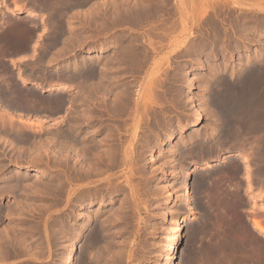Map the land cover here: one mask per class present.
I'll return each mask as SVG.
<instances>
[{
  "label": "rangeland",
  "instance_id": "obj_1",
  "mask_svg": "<svg viewBox=\"0 0 264 264\" xmlns=\"http://www.w3.org/2000/svg\"><path fill=\"white\" fill-rule=\"evenodd\" d=\"M5 1L6 2V5H1L2 4H5ZM87 0V2L81 6H76V7H73L72 9L69 10L68 12V15L70 16L71 15H74L73 17L70 18V20L72 21V24L75 25V26H72L71 28L73 30H75V32L73 33H69L67 31L64 32V34L61 35V38H60V42L58 43L56 41L55 44H52L50 43V40L53 41L52 39H54L55 36L54 35V31L52 29H50V27L44 25L43 27V23L45 24L44 21L45 18H43L42 16H38V17H35L32 19V21L30 22L31 18L29 17H26L24 16V14H18V15H12L10 14L7 9H9L10 7H13L14 5V0H0V16H4V14L6 15H9L7 17V19H9L8 21H10V23H16L17 24V21H23L24 24H27V25H24L23 24V27L21 26V29L23 28V31L29 32L31 38L28 37V35H24L26 37V41L24 38L26 43L24 42H20V40H18L19 38L16 37V35L13 36V33H10L12 34V37L10 36V33H6V34H9L7 36H10L12 38V41L14 43L13 46L16 50V52H13V53H8V54H4V53H0V61L3 63V62H6V63H3L6 67H9L7 69H9V75H10V79L13 80L15 79L16 82H20L21 80L20 79H16V78H19V73L23 75H27L29 78L31 79H35V81H39L40 85H47L49 83L55 85L58 81H60V78L63 77V76H66V74H72L73 72V75H75L77 72V74H81L83 73V70L87 71L90 69V66L92 68V66L96 65V66H101L104 65V68L106 66L107 67H110L109 69H106L107 72H108V76L105 80H103V83L102 85H106L103 86L105 87L106 89H108V91L106 92V89H104L103 91H99L97 85H96V80L97 79H87V80H84V82H82L83 80L80 78V75H76L77 79L75 78L74 81L70 80V83L73 85L72 88L70 90H65V92H62L61 94L59 92H55V91H42L40 89V87H37V86H34V85H31L30 83H23V82H20L19 84H16V82L13 80V82H15V84L19 87V88H23V86H25L23 89L25 91H34L35 94H37L39 96V100H38V96H37V101H36V105L39 106V107H36L37 109L35 110V112L33 114H30V112L27 111V113H22L19 111V114L22 115L21 116H18L17 113L15 112L14 116L16 118H22V119H27L29 121H32V122H36V123H39V125H32L31 126H28L26 127L25 124H21L20 123V129L19 132L18 129L17 131L21 134H23V137L27 136V138L29 137L28 139H26L24 142L23 141H19L18 143L16 141H14V143L12 144L13 147H15L17 144V147L16 150L14 148L11 149V146H9V144L6 145V143L3 142V140H0V185L4 182L5 178L7 176L9 177H17L16 180H18V185H19V188L18 190L15 189L14 190V195L15 196L12 198L11 202H14L17 200L19 201L18 203L19 204V209L18 211L21 212L20 214H22V216H20L22 218V220H25L27 221L26 223L29 224V228L30 230L28 231L29 232V235L26 237V245L28 246L29 248V251L28 252H21V253H15L14 255H11V256H7V257H1L0 258V264H27V262L29 261L30 263H34V264H44L46 263L47 261H49V258H47V252H44V253H38V247H40L41 249H46L47 245H50V244H53V243H62V245L66 248L65 251L63 253H57L56 256H54V261L57 260V263L58 264H63L65 263V254H68V249H70L71 247L73 248V252L75 253V255L77 254L78 255V251H79V246H80V241L76 238H68L66 235H62L60 234L59 232L63 230V226L65 224L66 221H70V220H73V219H76V223L78 224V221L81 222L80 218L82 217V215H85L88 217L90 216L94 211L96 210H99L100 208H103L104 211L106 210H109L107 211V214L108 213H111V209L115 210V208L117 209L118 208V205L120 202L119 200H125L123 202L124 204V207L128 205V208L125 207L124 209H129L128 212L124 211L123 210V213H127L129 215V213L133 216L130 215V218H128L127 221L126 220V226H125V233L126 235L128 236L127 239L132 235L131 233H133V235L130 237L133 239L134 237V233L136 232L137 236L136 238L134 239V241L132 243H134V246H136L139 250H144L147 251L150 250V251H147L146 252V258L144 259V261H131L130 264H161L163 259H164V251H165V248H166V245H168V243L171 241L170 239L173 236V232H172V229L171 228H175L177 226V224L179 223H182V220L184 218V216L187 215L188 213V210L187 209H184V206L182 207L180 204H178V206L176 207L175 205L171 206V204H169V200L170 198H172L173 196H179L180 194H182V189H181V179H182V171L179 169L178 171L176 170V175L175 177L171 176L172 173L171 171L173 170L172 167H171V164H170V159L172 158V149L174 147V144H178L179 141H176L178 140V137H179V134L182 133L183 136H185L186 138H188V136L190 135V133H192L193 131H205L208 129V125L210 122H212L211 120V117L209 116V114L207 113V111L202 112L203 114V118L198 120L195 125L193 124H190V120L195 117L196 113H197V110L195 111L194 110V104L192 105L191 103H193L194 101L191 100L192 99V96L194 95V97H197L199 98L201 96V87L200 85L204 82V81H208V80H211L212 78L215 79L216 78H221L222 80H224V82L222 80H220L222 83L219 87V85H215L214 81H208L209 83V87L211 86V88H209L210 92H212V94H219L221 92H224L223 89L225 87V83L228 81V82H231L234 78H236L235 82H240L241 84V81L244 80V75L243 73L247 72L246 70H249L250 69V66H248V64H244L245 61H246V58L249 56V57H252L253 56V53H254V50L256 49L255 47H257L256 45L258 44L259 46H263L264 47V35L260 36L259 35V31L261 29H264V7H262L264 5V2H255L254 0H238V3L240 6H236L235 4L231 3L230 1H227V0H212L210 1L209 3V9L207 11V14H205L202 18H199L197 21V24H195L193 21V23L191 22L190 18L188 21L186 22H183L182 23V20L180 21L179 18V15H173V16H169L168 14L164 13L163 11L161 12L160 11V14H158V16L156 17H150L148 19H145V23L144 21L139 24L138 26L137 25H127V27L129 28H126L124 29L125 27L124 26H117L115 27L114 29H102V30H98L97 26L99 22H97L94 18V20L92 21L89 17V19H87L85 16H83L84 12L85 11H88L89 8H91L92 4L93 3H96V2H100V1H104V0ZM227 1V2H226ZM237 1V0H236ZM240 1V2H239ZM20 3L24 2V6L27 8L28 5L27 3L29 4V7L32 8V6H30V2L29 0H20L19 1ZM212 2V3H211ZM222 2V3H221ZM88 3V4H87ZM90 3V4H89ZM217 3V4H216ZM230 3V4H229ZM87 4V5H86ZM233 4V5H232ZM263 4V5H261ZM27 5V6H26ZM228 5V6H227ZM232 5V6H230ZM260 5V6H259ZM5 7V10H4V7ZM91 6V7H89ZM213 6V8L211 7ZM245 6V7H244ZM28 7V8H29ZM243 7V8H241ZM262 7V8H261ZM84 8V9H83ZM217 8V9H216ZM238 8V9H236ZM78 10L81 12V14H75L76 12H78ZM91 10V9H90ZM75 11V13H74ZM209 12V13H208ZM246 12V13H244ZM74 13V14H72ZM163 13V14H162ZM194 13V10L191 11V14ZM212 15H211V14ZM216 13V15H215ZM244 13V14H243ZM162 14V15H161ZM164 15V16H163ZM194 15V14H193ZM207 15V16H206ZM213 15H214V18H213ZM79 16V17H78ZM85 19H83L82 18ZM160 16V17H159ZM167 16V17H166ZM169 16V17H168ZM240 16V17H239ZM248 16V17H247ZM252 16V17H251ZM5 17V18H6ZM17 17V18H16ZM20 17V18H19ZM81 17V18H80ZM157 17H159L157 19ZM163 17V18H162ZM179 17V18H178ZM196 17V16H195ZM242 17V18H241ZM246 17V18H245ZM22 18V19H21ZM42 18V19H41ZM66 18V17H65ZM156 18V20H154ZM165 18V20H164ZM170 18V19H169ZM174 18V19H173ZM177 18V19H176ZM197 18V17H196ZM209 18V19H208ZM212 18L214 19L212 21ZM245 18V19H244ZM254 18V19H253ZM28 19V20H27ZM44 19V21H43ZM83 21H82V20ZM164 21H163V20ZM169 21H168V20ZM218 19V21H217ZM244 19V20H243ZM246 19H248L246 21ZM251 19V20H250ZM151 20H153V22L156 24L157 21L159 23H157L156 25L159 26V24H161V28L160 26L157 27ZM160 20V21H159ZM222 20V21H221ZM230 20V21H229ZM234 20V21H233ZM243 20V21H241ZM14 21V22H13ZM28 21V22H27ZM173 21V22H172ZM175 21V22H174ZM195 21V22H196ZM215 21V23H214ZM236 21V22H235ZM254 21V22H253ZM18 22V23H19ZM92 22V23H90ZM148 22V23H147ZM191 22V23H190ZM202 22V23H201ZM230 22V23H229ZM244 22V23H243ZM262 22V23H261ZM86 23V25H85ZM96 23V24H95ZM172 23V25H171ZM174 23V24H173ZM181 23V25H180ZM200 23V24H199ZM205 23V24H204ZM234 23V24H233ZM254 23V24H252ZM257 23V24H256ZM261 23V24H260ZM15 24V25H16ZM29 24L31 25H36V28L32 30V28L34 27H30ZM77 24V25H76ZM82 26H81V25ZM89 24V25H88ZM95 24V25H94ZM166 24V25H165ZM199 24V25H198ZM204 24V25H203ZM228 24V25H227ZM13 25V26H15ZM141 25V27H140ZM178 25V26H177ZM186 25V26H185ZM213 25V26H212ZM221 25V26H220ZM254 25V26H252ZM25 26V27H24ZM134 26V27H133ZM144 28H143V27ZM151 26H155L154 28L151 27ZM163 26V27H162ZM185 28V31L184 30H181V29H184ZM196 26V27H195ZM43 27V28H42ZM136 27V28H135ZM151 27V28H150ZM165 27V28H164ZM168 27V29H167ZM173 27V28H172ZM253 27V28H252ZM26 28V29H25ZM29 28V31L28 29ZM42 28V29H41ZM139 28V29H138ZM170 28V29H169ZM198 28V29H197ZM227 28V30H226ZM1 29V27H0ZM49 30V32H47ZM96 31H95V30ZM124 29V30H123ZM129 29V30H128ZM132 29V30H131ZM148 32H146L145 30ZM155 29V31H154ZM234 29V30H233ZM238 29V30H237ZM43 30V31H41ZM160 30V31H159ZM203 30V31H202ZM206 30V31H205ZM217 30V31H216ZM231 30V31H230ZM78 31V32H77ZM123 31V32H122ZM127 31V34L125 33ZM154 31V32H153ZM158 31V32H157ZM163 31V32H162ZM165 31V32H164ZM168 31V32H167ZM182 31V32H181ZM1 32V31H0ZM38 32V33H37ZM40 32V33H39ZM54 32V33H52ZM81 32V33H80ZM99 32V33H98ZM100 32H103V33H100ZM119 34H118V33ZM162 32V33H161ZM172 32V33H170ZM190 32V33H189ZM223 32V33H222ZM34 33V34H32ZM48 33V34H47ZM77 33V34H76ZM116 33V34H115ZM125 33V37L124 34ZM140 33V34H139ZM144 33V35H143ZM150 33V35H149ZM154 33V36L155 37H152ZM169 33V34H168ZM186 33V34H184ZM199 33V34H198ZM201 33V34H200ZM204 33V34H203ZM215 33V34H214ZM219 33V34H218ZM5 34V33H4ZM51 34V35H50ZM112 34V35H111ZM133 35L132 37L129 35ZM148 34V35H147ZM167 36H165V35ZM190 34V35H189ZM222 34V35H221ZM230 34V35H229ZM236 34V35H235ZM71 35V37H70ZM122 35V36H121ZM143 37H142V36ZM159 35V36H158ZM161 35V36H160ZM192 35V36H191ZM201 35V36H200ZM233 35V37H232ZM239 35V36H238ZM259 35V36H258ZM51 36V37H50ZM80 36V37H79ZM128 36V37H127ZM135 36L137 38H139V40H141V44L143 43L142 41H146L144 42L145 44H142V48H146L144 53H147L148 55H150V59L149 61L150 62H156L155 60H157V62H161V64L158 66L160 68H158V73L156 74V76L158 77L157 79L155 77H152L149 74L150 71H155L157 70V66H154L153 63H151V65H153L152 67L150 66V68L152 69H148L146 72L145 71H141V72H137L138 74H136V71L133 70V67L128 68V70H120L121 68L117 69V67L119 66L118 64L120 63H111V59H110V56H113L115 53H118V50L121 49V41L122 39L120 37H123V38H126L127 40L129 39H133L135 38ZM150 36V37H149ZM163 36V37H162ZM188 36V37H187ZM214 36V37H212ZM217 36V37H216ZM229 36V37H228ZM17 38V40H15V38ZM49 37V38H48ZM68 39L67 43H66V38ZM116 37V38H115ZM162 37V38H161ZM167 39H166V38ZM204 37V38H203ZM221 37V38H220ZM228 37V38H227ZM237 37V38H236ZM246 37V39H245ZM14 38V39H13ZM71 38V40H69ZM86 38V40H85ZM142 38V39H141ZM181 38V39H180ZM32 41H31V40ZM64 39V40H63ZM76 39H79V40H76ZM116 39V40H115ZM121 39V40H120ZM144 39V40H143ZM154 41H152V40ZM158 39V40H157ZM161 39V40H160ZM166 39V40H165ZM236 39V40H235ZM48 40V41H47ZM76 42V43H74ZM85 40V41H84ZM118 40V41H117ZM148 40V41H147ZM173 40H177L176 42H174ZM234 40V41H233ZM17 41V42H16ZM35 41V42H34ZM64 41V42H63ZM81 41V42H79ZM107 41V42H106ZM120 41V45L117 43ZM160 41V42H158ZM173 41V42H172ZM210 41V42H209ZM257 41V42H256ZM28 42V43H27ZM71 42V44H70ZM170 42V43H169ZM172 42V43H171ZM179 42V43H178ZM185 42V43H184ZM196 42V43H195ZM222 42V43H221ZM229 42V43H228ZM19 45H18V44ZM22 45H21V44ZM24 43V44H23ZM45 43V44H44ZM48 43V44H46ZM81 43V44H80ZM117 43V44H116ZM153 43V44H152ZM161 43V44H160ZM182 43V44H181ZM229 46H228V44ZM261 45H260V44ZM44 44V45H43ZM100 44H106L107 46V50L104 51V53L100 52L99 51V45ZM35 45V46H34ZM53 45V46H52ZM65 47H63V46ZM118 45V46H116ZM145 45V46H144ZM160 47H159V46ZM169 45V46H168ZM17 46V47H16ZM22 46V47H21ZM25 46V47H24ZM28 46V48H27ZM49 46V47H48ZM148 46V47H146ZM156 46V47H155ZM174 46V47H173ZM191 46V47H190ZM193 46V47H192ZM220 46V47H219ZM46 47V48H45ZM67 47V49H65ZM110 47V48H108ZM118 47V48H117ZM43 48V49H42ZM48 48V49H47ZM60 48V49H59ZM63 48V50H62ZM69 48V49H68ZM117 51H115V49ZM120 48V49H119ZM150 48V49H149ZM209 48V49H208ZM65 49V50H64ZM113 49V51H112ZM143 49V50H144ZM187 49V50H186ZM211 49V50H210ZM43 50V51H42ZM48 52H47V51ZM215 50V51H214ZM54 51V52H53ZM59 51V52H58ZM61 51V52H60ZM63 51V52H62ZM67 51V52H65ZM112 51V52H111ZM186 51V52H185ZM188 51V52H187ZM210 51V52H209ZM213 51V52H212ZM232 51V52H231ZM41 52V53H40ZM53 52V53H52ZM114 52V53H113ZM151 52V53H150ZM208 54H207V53ZM40 53V54H39ZM58 53V55H57ZM111 53L113 55H111ZM153 53V54H152ZM54 54V55H53ZM100 56H99V55ZM103 54V55H102ZM107 54V55H106ZM109 54V55H108ZM152 54V55H151ZM205 54V55H204ZM210 54V55H209ZM171 55V56H170ZM51 56H52V59H51ZM54 56V57H53ZM100 58H99V57ZM106 58H103L105 57ZM177 56V57H176ZM83 57V58H82ZM85 57V58H84ZM5 61H2V59ZM55 58V59H54ZM152 58V59H151ZM167 58V59H166ZM172 58V59H171ZM199 60H198V59ZM43 59V60H42ZM83 59V60H82ZM97 59V60H96ZM99 59V61H98ZM174 59V60H173ZM201 59V60H200ZM51 60V61H49ZM167 60V61H165ZM169 60V61H168ZM239 60V61H238ZM75 63H73V62ZM82 61H85L87 63H85L83 66L81 67H78L77 68V64H79L80 62ZM95 61V62H94ZM104 63H102V62ZM107 61V62H106ZM72 62V64H71ZM93 62V63H92ZM99 64H98V63ZM106 62V63H105ZM165 62V63H164ZM172 62V63H171ZM200 62V64H199ZM203 62V64L201 63ZM205 62V63H204ZM207 62V63H206ZM254 63H257L259 61H253ZM260 62H264V58L260 61ZM259 62V63H260ZM96 63V64H95ZM109 63V64H108ZM94 64V65H93ZM108 64V65H107ZM117 64V66L115 65ZM163 64V65H162ZM264 64V63H263ZM111 65V66H110ZM115 65V67H114ZM204 65V66H203ZM211 65V66H210ZM86 66V67H85ZM89 66V67H88ZM113 66V68H112ZM121 66V64H120ZM198 66H201L203 67L202 69H200L199 72H201V76L199 77V81L197 82L198 84H196L195 88H193L191 90L190 86H188L187 82H186V76L188 75H191L193 72H194V69L197 68ZM208 66V67H207ZM33 67V68H32ZM42 67V68H41ZM66 67V68H65ZM84 67V68H83ZM123 67V65H122ZM155 67V68H154ZM168 67V68H167ZM213 67V68H212ZM243 67V68H242ZM31 68V69H30ZM38 68V69H37ZM116 68V69H115ZM163 68V69H162ZM223 68V69H222ZM246 68V69H245ZM249 68V69H248ZM23 69V70H21ZM27 69V70H26ZM83 69V70H82ZM160 69V70H159ZM180 69V70H179ZM210 69V70H208ZM12 72H11V71ZM30 70V71H29ZM82 70V71H81ZM112 70V71H110ZM116 70V71H114ZM120 72H118V71ZM133 70V72L131 71ZM167 72H165V71ZM163 71V72H162ZM173 71V72H172ZM243 71V72H242ZM18 72V74H17ZM29 72V73H28ZM62 72V74H61ZM65 72V74H64ZM68 72V73H66ZM70 72V73H69ZM81 72V73H80ZM119 74L120 77L118 76V78L116 77V75L114 76L113 74ZM128 72V73H127ZM130 72V73H129ZM135 72V73H134ZM170 72V73H169ZM176 72V74H175ZM180 72V73H179ZM232 72V74H230ZM15 73V74H14ZM36 73V74H35ZM42 73V74H41ZM53 73V74H52ZM56 73H58L56 75ZM75 73V74H74ZM166 73V75H165ZM223 73V74H222ZM243 74V78H242V74ZM29 74V75H28ZM33 74V75H32ZM39 76H38V75ZM110 74V75H109ZM126 74V75H125ZM136 74V75H135ZM147 74V75H146ZM163 74V75H162ZM181 74V75H180ZM220 74L222 75L220 77ZM37 75V76H36ZM44 75V76H43ZM47 75V76H46ZM122 75V76H121ZM129 75V76H127ZM138 75V76H137ZM175 75V76H174ZM13 78H12V77ZM15 76V78H14ZM52 76V78H51ZM59 77V80L58 77ZM79 76V77H78ZM109 76L111 78H109ZM137 76V77H136ZM162 76V77H160ZM166 78H165V77ZM169 76V78H168ZM171 76V77H170ZM181 76V77H180ZM229 76H231V78H229ZM41 77V78H40ZM57 77V78H56ZM113 77V78H112ZM132 77V78H131ZM134 77V78H133ZM138 77H140L138 79ZM202 77V78H201ZM39 78V79H38ZM46 78V80H45ZM56 78V79H55ZM81 80H79V79ZM110 80H109V79ZM116 78V79H114ZM150 78H151V81L153 82V87L155 88V90H153L154 88H151V85L152 82L150 81ZM160 78V79H159ZM162 78V80H161ZM174 78V79H173ZM229 78V79H228ZM242 78V79H241ZM49 79V80H48ZM52 81H51V80ZM155 79V80H154ZM180 79V80H179ZM183 79V80H182ZM226 79V80H225ZM232 79V80H231ZM54 80V81H53ZM81 81L79 83V81ZM110 82H109V81ZM113 80V81H111ZM124 80V81H123ZM133 80V81H132ZM162 82H161V81ZM42 81V82H41ZM44 81V82H43ZM46 81V83H45ZM123 81V82H122ZM132 81V82H131ZM147 81V82H146ZM156 81V82H155ZM166 81V83H165ZM179 81V82H178ZM220 81L218 82V84L220 83ZM73 82V83H72ZM95 82V83H94ZM108 82H109V85H108ZM113 82V83H112ZM128 82L131 84H128ZM137 84H136V83ZM140 82V83H139ZM148 82L150 84H148ZM201 82V83H199ZM107 83V84H106ZM160 83V84H159ZM177 83V84H176ZM113 84H115L113 86ZM145 84L147 87L150 86V88L146 89L145 87ZM224 86H223V85ZM117 85V86H116ZM126 85V86H125ZM129 85V86H128ZM133 85V86H132ZM144 85V86H143ZM167 85V86H166ZM170 85V86H169ZM217 86V89H215ZM109 86V87H108ZM111 86V87H110ZM124 86V87H123ZM165 86V87H164ZM182 86V87H181ZM198 86V87H197ZM214 86V87H213ZM223 88H222V87ZM36 87V88H35ZM81 87H84V88H81ZM89 87V88H87ZM145 89H144V88ZM169 87H171L169 89ZM173 87V88H172ZM26 88V89H25ZM30 90H28V89ZM88 90H87V89ZM94 90H93V89ZM111 88V89H110ZM121 90H120V89ZM126 91H125V89ZM128 88V90H127ZM132 88V89H131ZM213 88V90H212ZM32 89V90H31ZM90 89V90H89ZM98 89V90H97ZM131 89V90H130ZM136 89V90H135ZM138 89H140L141 91L138 92ZM83 90V91H82ZM114 90V92L112 93V91ZM116 90V91H115ZM123 90V91H122ZM129 90L132 92L129 93ZM149 93L144 94V92ZM162 90V91H161ZM167 90V91H166ZM225 90V89H224ZM80 91V92H79ZM85 91V93H84ZM87 91V92H86ZM120 91V94H117L119 93ZM136 91V92H134ZM153 92L150 94V92ZM166 91V92H165ZM177 91V92H176ZM215 91V92H213ZM218 91V92H216ZM83 92V93H82ZM103 92H106L103 94ZM111 92V93H110ZM116 92V94H115ZM124 92L127 93V95L131 96L133 95L132 97H129V98H133V99H130L129 100V108L127 109V111H125L124 113L123 112H120L118 109H117V103L119 102L118 99H121L120 97H124ZM172 92V94H171ZM181 92V93H180ZM57 96H56V94ZM80 93V94H79ZM108 93V94H107ZM123 93V94H122ZM160 93V94H159ZM166 93V94H165ZM175 93V94H174ZM184 93V94H183ZM187 93V94H186ZM195 93V94H194ZM82 94V95H81ZM158 94V95H156ZM54 95V96H53ZM59 95H62L63 97L62 98H65L66 102L64 101V104H62V108H58L59 106H52V104L50 103H44L45 101L43 100L46 96L47 98H52L53 96V99L56 98V97H59ZM104 95V96H103ZM112 95V96H111ZM113 95H115V97L113 98ZM120 95V96H118ZM145 97H144V96ZM148 95V96H147ZM154 95V96H153ZM181 95V96H180ZM50 96V97H49ZM56 96V97H55ZM139 96V97H138ZM176 96V97H175ZM199 96V97H198ZM41 97V99H40ZM61 97V96H60ZM104 97V98H103ZM148 97L150 99V102L148 101ZM153 97V99H152ZM168 97V98H167ZM175 97V98H174ZM186 97V98H185ZM82 98V100H81ZM114 100H112V99ZM116 98L117 101H116ZM148 101V107L145 108V112L141 111L143 110V99ZM171 98V99H170ZM178 98V99H177ZM102 99V100H101ZM104 99V100H103ZM141 99V100H140ZM153 101H152V100ZM165 99V100H164ZM183 101H182V100ZM188 99V101H187ZM42 100V101H41ZM74 100V101H73ZM84 100V102H83ZM140 100V101H139ZM164 100V101H163ZM167 100V101H166ZM180 100V101H179ZM38 101H41L38 102ZM70 101V103H69ZM76 101V102H75ZM108 101V102H107ZM116 103H115V102ZM131 101V102H130ZM142 101V102H141ZM172 101V102H171ZM179 101V102H178ZM187 101V102H186ZM197 101V100H196ZM73 102V103H72ZM103 102V104H102ZM105 102V103H104ZM112 102V103H111ZM137 102H140L138 104L139 105V115L143 116V119L142 117L140 116V122L139 123L140 125L142 124L143 127H141L139 125L138 128L135 129V126L133 127V123L132 121L134 120H131V119H134L133 117H135V113L134 111L136 110V103ZM176 102V103H175ZM184 102V103H183ZM43 103V104H42ZM76 103V104H75ZM95 103V104H94ZM101 103V104H100ZM109 103V104H108ZM142 103V105H141ZM150 103H153L152 105ZM182 103V104H181ZM43 105L42 107H40V105ZM92 104V105H91ZM98 104V105H97ZM100 104V107H98ZM107 106H106V105ZM114 104V105H113ZM177 104V105H175ZM179 104V105H178ZM181 104V105H180ZM79 105V107H78ZM88 105V106H87ZM102 105V106H101ZM105 105V106H104ZM116 105V106H115ZM131 105V106H130ZM132 105H134L132 107ZM52 106V107H51ZM61 106V105H60ZM93 106V107H92ZM188 106V107H187ZM209 106H210V103H209ZM55 107V108H54ZM108 107V108H107ZM155 107V108H154ZM48 108V109H47ZM55 110H54V109ZM93 108V109H92ZM101 110H100V109ZM106 110H105V109ZM110 108H113L112 110ZM116 108V109H115ZM134 111H133V109ZM163 108V109H162ZM167 108V109H166ZM181 108V109H180ZM183 108V109H182ZM50 109V111H49ZM53 109V110H52ZM81 109V110H79ZM99 109V110H98ZM149 109V111H147ZM165 109V110H164ZM172 109V110H171ZM71 110H75V111H71ZM79 110V111H78ZM94 110V111H93ZM105 110V111H104ZM116 110V111H115ZM168 112H167V111ZM183 110V111H182ZM46 111V112H45ZM48 111V112H47ZM81 111V112H80ZM131 111V112H130ZM150 111H151V115L150 114ZM195 111V112H194ZM37 112V113H36ZM79 112V115H77ZM103 115H101V113ZM118 112V114H117ZM129 114H128V113ZM148 112V113H146ZM158 114H157V113ZM12 113V112H11ZM99 113V114H98ZM109 113V114H108ZM133 113V114H131ZM144 113H145V116H144ZM23 114H25V117ZM27 114V115H26ZM30 114V116H29ZM76 114V115H75ZM127 114V115H126ZM149 114V115H147ZM155 114V115H154ZM205 114V115H204ZM207 114V115H206ZM67 115V117H66ZM72 115V116H71ZM82 115V116H81ZM137 115V114H136ZM162 115V116H161ZM29 116V117H28ZM35 118H34V117ZM97 116V117H96ZM102 116V117H101ZM123 116V117H122ZM147 116V117H146ZM72 117V118H71ZM90 117V118H89ZM121 117V118H120ZM131 117V119H130ZM138 117V116H136ZM149 117V118H148ZM89 118V119H88ZM97 118V119H96ZM75 119H78L77 121ZM94 119V122L92 123V121L90 122V120H93ZM119 119V120H118ZM129 119V120H128ZM63 120V121H62ZM71 120V121H69ZM99 120V121H98ZM102 120V121H101ZM107 120V121H106ZM131 120V121H130ZM159 120V121H158ZM68 121V122H67ZM76 121V122H75ZM98 121V122H97ZM144 121V122H143ZM152 121V122H151ZM165 121V122H164ZM76 123V124H73V123ZM87 122V124L85 123ZM105 124H104V123ZM147 122V123H146ZM151 122V123H150ZM154 122V123H153ZM169 122V123H168ZM172 122V123H171ZM18 123V122H17ZM17 123L15 122V127H17ZM83 123V124H82ZM103 123L104 125H106L104 128H97L99 124ZM111 123H114L111 124ZM128 123H132V124H128V126H125L127 125ZM160 123V124H159ZM208 125H207V124ZM19 124V123H18ZM41 124V125H40ZM68 124V125H66ZM122 124V125H121ZM56 125V126H55ZM77 125V126H76ZM108 125V126H107ZM116 125V126H115ZM22 126V127H21ZM40 126V127H39ZM59 126V127H58ZM68 126V127H67ZM71 126V127H70ZM114 126V127H113ZM122 126V127H120ZM151 126V127H149ZM159 126V127H158ZM30 127V128H29ZM108 127V128H107ZM111 129H110V128ZM120 127V128H119ZM126 129H124V128ZM132 127L135 129H132ZM155 127V128H154ZM57 128V129H56ZM113 128V129H112ZM116 128V130L114 129ZM142 128V129H141ZM22 129H23V133H22ZM50 129V130H49ZM55 129V130H54ZM66 129V130H65ZM72 129L73 130V133L76 135V139H77V143H70L71 144V151L69 153L70 157L68 159L69 161V165H66L65 163L63 165H61L63 163V160H60L61 158L64 159V157L66 156L62 151L59 152L58 154V148H60V145H62V143L64 142V140H58V139H55L54 141H52V138H54L53 135H50V132H57L58 134L59 133H62V131L64 132L67 131V130H70ZM79 129V130H78ZM124 129V130H123ZM139 131H138V130ZM149 129V130H148ZM151 129V130H150ZM29 130V131H28ZM48 130V131H47ZM115 130V131H113ZM121 130V131H120ZM78 131V132H77ZM120 134H118L117 132ZM120 131V132H119ZM123 131V132H122ZM149 131V132H147ZM152 131V132H151ZM157 133H156V132ZM29 133V134H24V133ZM77 132V133H76ZM112 132V133H111ZM116 132V134L114 133ZM130 132V133H129ZM136 132V133H135ZM39 133V134H38ZM43 133V134H42ZM111 133V134H110ZM138 133V134H137ZM146 133V134H145ZM153 133V134H152ZM1 134V133H0ZM128 134V135H127ZM132 134H133V138H132ZM135 134V135H134ZM157 136H156V135ZM3 134L0 135V137H2ZM6 135V134H5ZM3 135L5 139H9V135ZM33 135V136H32ZM38 135V136H37ZM110 135V136H109ZM116 135V136H115ZM119 135V136H118ZM123 135V136H122ZM126 135V137H125ZM112 136V137H111ZM123 138H122V137ZM147 136V137H146ZM8 137V138H7ZM40 137L42 139H40ZM56 137V136H55ZM103 137V138H102ZM107 137V138H106ZM110 137V138H109ZM115 137V139H114ZM120 137V138H119ZM156 137V139H155ZM3 138V137H2ZM35 138L37 140H35ZM58 138V137H56ZM82 138V139H81ZM91 138L93 139L91 141ZM101 138V139H100ZM130 138V139H129ZM135 138V139H134ZM32 139V140H31ZM44 139V140H43ZM81 139V140H80ZM99 139V140H98ZM104 139V140H103ZM106 139V140H105ZM122 139V140H121ZM146 139V140H145ZM34 140V141H33ZM46 140V142H45ZM51 140V141H50ZM102 140V141H101ZM118 140V141H117ZM133 140V141H132ZM141 140V141H140ZM18 141V140H17ZM27 141L29 142L27 144ZM32 141V142H31ZM35 145H33L35 142ZM44 143H42V142ZM50 141V144L49 142ZM63 141V142H62ZM89 141V142H88ZM106 141V142H105ZM117 141V142H116ZM122 141V142H121ZM139 141V142H138ZM147 141V142H146ZM156 141V142H155ZM2 142V143H1ZM40 142V143H39ZM52 142V143H51ZM53 142H55L53 144ZM80 142V143H79ZM92 142V143H91ZM96 143V147L98 148V150H102V151H99V153L103 152L102 154L103 155V159L106 160L107 158L106 157H110L111 156V153L113 154V151L117 148L119 150V154L125 156L126 153L128 154V151H132L129 153L131 154L132 153V156L134 158H132L134 161L132 162L131 160V163H133V166L136 164L135 167H137V169H145L143 170L142 174H139L140 173V170L137 171L136 169V172L134 170V173L132 174V176L130 175V180H133L132 181V184L135 188L136 191H139L138 193L137 192H134L135 194H137V196L134 194V197L130 195V190L129 187L127 186V181L125 182V180L127 179L128 180V175H129V166H124L122 162V164L118 163V165L116 166H112L110 167L111 165V161L110 158L109 160L105 161L106 163L105 164H110L108 165V168L107 166H104L105 168H102L105 169L104 171H101L99 173V171H92L90 173H88V171H86L90 177L88 178V184H98L100 183L101 186L105 187V190L104 192H102L103 194L105 193L106 195H104L105 199L102 198L101 199V194H99L97 196V198L95 199V201L93 202H90L86 205L85 208H83V206L80 205V202H78V191L79 188V184H80V180L79 182H77V180L79 179L78 176H77V179L76 180H73L72 181V177L74 176H70L69 174V171H67L69 169V167H75V168H78L79 170H81V168L84 170L85 167L86 169H89L90 170V163L89 162H93V160H96V158H98L100 160L99 157H94V156H91L90 153L87 152V150H83L84 148L86 149L85 146L88 147V145H91ZM114 142V143H113ZM116 142V143H115ZM125 144H124V143ZM136 142V143H135ZM143 142V143H142ZM176 142V143H175ZM21 143V144H20ZM33 143V144H32ZM38 143V144H37ZM119 143V145H118ZM30 144V146H29ZM32 144V145H31ZM37 144V145H36ZM41 144H42V148H41ZM45 144V145H44ZM64 144V143H63ZM72 144H74L72 146ZM86 144V145H85ZM116 144V145H115ZM126 144H127V147H128V150L126 149ZM140 144V145H139ZM181 144V143H180ZM15 145V146H14ZM21 145V147H20ZM25 145V147L23 148V146ZM29 147H27V146ZM39 145V146H38ZM44 145V146H43ZM52 145V146H51ZM56 148H55V146ZM95 145V144H94ZM115 145V146H114ZM34 146V147H33ZM46 146V147H45ZM77 146V147H76ZM81 146V148H80ZM145 146V147H144ZM164 147V156H157V150H159L160 147ZM181 146V145H180ZM12 147V148H13ZM20 147V148H19ZM26 147L29 148L26 150ZM37 147L36 150H34L35 148ZM40 147V148H39ZM45 149H44V148ZM58 147V148H57ZM80 149H79V148ZM105 147V149L103 148ZM114 147H116L114 149ZM120 147V148H119ZM133 147V148H132ZM143 147V148H142ZM185 147V146H184ZM183 146L180 147V149H183L184 148ZM2 148V149H1ZM18 148V149H17ZM22 149V151H24V155L22 156H17L19 155V153H17V151L19 152L20 150ZM77 148V149H75ZM110 148V149H109ZM113 148V149H111ZM149 148V149H148ZM170 148V149H169ZM186 148V147H185ZM185 148L183 149L185 152ZM30 149H32L31 151L33 152V155H32V152L30 151ZM44 150V151H40V150ZM48 149V150H47ZM54 149V150H53ZM121 149V151H120ZM124 149V150H123ZM127 152H126V150ZM133 149V150H132ZM138 149V151H137ZM140 149V150H139ZM39 150V151H38ZM46 150V151H45ZM57 150V151H55ZM82 150V151H80ZM97 150V151H98ZM107 150V151H106ZM109 150V151H108ZM112 150V151H111ZM123 150V151H122ZM143 150V151H142ZM146 150V151H145ZM30 154L27 153V152ZM30 151V152H29ZM38 151V152H37ZM78 151V153H77ZM106 151V152H105ZM126 153H125V152ZM141 151V152H140ZM187 151V150H186ZM40 152V153H39ZM54 152L56 154H54ZM87 152V154H85ZM122 152L124 154H122ZM137 154H134L136 153ZM144 152V153H142ZM15 153V154H14ZM37 153V154H36ZM53 153V154H52ZM100 153V154H101ZM110 153V155H108ZM28 154V155H27ZM61 154V155H60ZM64 156H63V155ZM83 154H85V156H89L90 157H86L83 156ZM140 154V156L138 155ZM43 155V156H42ZM79 155V156H78ZM107 155V156H106ZM185 155V153H184ZM182 155V157L184 156ZM33 156V158H32ZM53 156V157H52ZM55 156V157H54ZM60 159H59V157ZM78 156V157H77ZM83 156V157H82ZM143 156V157H142ZM157 156V157H156ZM186 156V158H185ZM184 156V160L182 157L179 158V160H181L179 163H176V164H181V165H184L185 169L189 168L192 166V162H200L201 160H197V158L195 157H191V156H188L185 155ZM36 157V158H35ZM46 157V160L44 158ZM75 157V158H74ZM154 157V158H153ZM249 157H252L251 154H249ZM24 158V159H22ZM39 158V159H38ZM53 158V159H52ZM78 158V159H77ZM92 158V159H90ZM95 158V159H94ZM143 158V159H142ZM176 158H178V156L176 155ZM252 158H250L249 160V163L252 165L251 162H253ZM26 159V160H25ZM28 159V160H27ZM31 159V160H30ZM53 161H52V160ZM161 159V160H160ZM194 159V160H193ZM35 160V161H34ZM78 160V161H77ZM87 160V161H86ZM91 160V161H90ZM169 160V161H168ZM229 160H241V158H231L229 157L228 158V161ZM38 161V162H37ZM52 161V162H51ZM56 161V162H54ZM62 161V163L60 162ZM74 164H73V162ZM137 161V162H136ZM168 161V162H167ZM178 161V159L176 160ZM185 161V162H184ZM72 162V164H71ZM75 162H76V165H75ZM88 162V163H87ZM94 162H97L94 161ZM110 162V163H108ZM166 162V163H165ZM38 163V164H37ZM45 163V164H44ZM51 163V164H50ZM54 163V164H53ZM80 163V164H78ZM83 166H81L82 164ZM87 163V164H86ZM135 163V164H134ZM139 163V164H138ZM141 163V164H140ZM184 163V164H182ZM186 163V165H185ZM50 164V165H48ZM56 164V165H55ZM60 164V165H59ZM120 164V165H119ZM164 164V165H163ZM58 165V167H57ZM140 165V166H139ZM150 165V166H149ZM169 165V166H168ZM54 166V167H53ZM66 166V168H64ZM161 166V167H160ZM177 166V169L180 167V165H176ZM81 167V168H80ZM90 167V168H89ZM120 167V168H119ZM124 167V168H123ZM139 167V168H138ZM153 167V168H152ZM156 167V168H155ZM157 167L160 169H157ZM68 168V169H67ZM85 169V170H86ZM120 169V170H118ZM184 169V168H183ZM184 169V170H185ZM91 170H93L91 168ZM90 170V171H91ZM101 170V169H100ZM114 170V171H113ZM117 170L118 172L116 173ZM141 170V171H142ZM154 172H153V171ZM252 170V168H251ZM16 171V172H15ZM56 171V172H54ZM66 171V172H65ZM109 171L111 174L108 175V172ZM156 171V172H155ZM169 171V172H168ZM181 171V172H180ZM203 172L202 170H195V171H191L190 175H189V179H191V177L193 176V174H197L198 172L200 173ZM58 172V173H57ZM113 172V173H112ZM146 174H145V173ZM150 172V174L148 173ZM152 172V173H151ZM244 170L240 171L239 172V176L242 177L240 180H243V181H246V179H244V175H245V172ZM17 173V174H16ZM45 173V174H44ZM57 175H55V174ZM63 173V174H62ZM98 173V174H97ZM106 173V176L104 175ZM124 173V174H123ZM138 175H137V174ZM7 174V175H6ZM20 174V175H19ZM26 174V175H25ZM43 174V175H42ZM101 174V175H100ZM243 174V175H242ZM41 175V176H40ZM62 175V176H60ZM94 175V176H93ZM104 177H103V176ZM123 175V177L121 176ZM136 175V176H134ZM142 175V176H141ZM251 175H253V172L251 173ZM57 176V177H56ZM69 176V178L67 177ZM92 176V177H91ZM102 176V177H101ZM140 176V177H139ZM153 176V177H152ZM254 176V175H253ZM22 177V178H21ZM120 177V178H119ZM2 178V179H1ZM60 178V179H59ZM76 177H74L75 179ZM91 178L93 179L92 181ZM98 178V179H97ZM41 181H40V180ZM70 179V180H69ZM104 179V181H103ZM113 179V180H112ZM116 179V180H115ZM118 179V181H117ZM123 179V180H122ZM22 180V181H21ZM38 180V182H37ZM53 180V181H52ZM67 181L65 183V181ZM97 180V181H95ZM99 180V181H98ZM122 180V181H121ZM147 182H146V181ZM46 181V182H45ZM60 181V182H59ZM93 181L95 183H93ZM103 181V182H102ZM109 181V182H108ZM112 181V182H110ZM117 181V182H116ZM146 184H145V182ZM173 183H172V182ZM243 181L242 182V185L241 186H244L243 184ZM20 182V183H19ZM25 184H24V183ZM49 182V183H48ZM59 182V183H58ZM62 182V183H61ZM69 182L71 183L69 185ZM75 182V183H74ZM134 182V183H133ZM140 183V185L138 184V187L140 186L142 188V191L146 190V192H142L141 191V188L137 187V183ZM171 182V185L173 186L172 187V191L171 192H168V189L165 190L167 188V186H169L168 184ZM23 183V184H22ZM40 183V184H39ZM41 183H46V184H41ZM53 183V184H52ZM56 183V184H55ZM68 183V184H67ZM103 183V184H101ZM117 184L118 185H121V186H124L123 189H122V193L119 195V197H117L116 199V202L115 204H113L112 202H110L109 200L112 198V196L114 194H110L111 191L108 189L110 188L111 184ZM247 183V182H246ZM27 184V185H26ZM59 184V185H58ZM63 184V187H61ZM68 186H67V185ZM106 184V185H105ZM126 184V185H125ZM149 184V185H148ZM167 184V185H166ZM179 184V185H178ZM249 183H247V185H245L244 187L246 188V190H250L251 192L252 191H258V188H253V184H251L250 182V186L248 185ZM37 185H40V188H38ZM49 185V186H48ZM55 185V186H54ZM59 186V187H56ZM73 185V186H72ZM109 187H108V186ZM144 185H148L146 186L145 188L147 189H144ZM178 185V186H177ZM46 186V187H45ZM107 186V188H106ZM143 186V187H142ZM162 186V188H161ZM165 186V188H164ZM180 186V187H179ZM33 187V190H31ZM37 187V192L35 190V188ZM42 187V188H41ZM69 187V188H68ZM149 187V189H148ZM154 187V188H153ZM158 187V188H157ZM22 188V189H21ZM51 190H50V189ZM59 188V189H58ZM73 188L76 190H73ZM127 188V189H126ZM249 188V189H248ZM21 189V190H20ZM152 192H151V190ZM154 189H157V190H154ZM255 189V190H253ZM27 190V192H26ZM30 192H29V191ZM39 190V191H38ZM48 190V191H47ZM55 190V191H54ZM126 190V191H125ZM134 190V191H135ZM148 190V191H147ZM160 190V192H159ZM163 190V192H162ZM20 191H22L20 193ZM43 191V192H42ZM64 191V192H63ZM68 191V192H67ZM72 191V192H71ZM74 191V193H73ZM128 191V192H127ZM165 191V192H164ZM19 192V193H18ZM42 192V193H41ZM53 192V193H52ZM59 192V193H58ZM61 192V193H60ZM66 192V193H65ZM77 192V193H76ZM156 192V193H155ZM158 192L160 193V195H157ZM180 192V193H179ZM28 193V194H27ZM63 193V194H62ZM69 193V194H68ZM129 193V195H128ZM176 193V194H175ZM17 194V195H16ZM43 194V195H41ZM124 194L126 196H124ZM141 194V195H140ZM162 194V195H161ZM175 194V195H174ZM26 195V196H25ZM53 195V196H52ZM58 195V196H57ZM62 197H61V196ZM70 195V196H69ZM112 195V196H111ZM141 197H140V196ZM22 196V197H21ZM68 196V197H67ZM100 196V197H99ZM18 197V199H17ZM28 199H27V198ZM76 197V198H75ZM99 197V198H98ZM124 197V198H122ZM128 197V198H127ZM131 199H130V198ZM136 197V199L139 200L138 203H140V205H137V201L136 199H134ZM21 198V199H20ZM24 198V199H23ZM67 198V199H66ZM120 198V199H119ZM145 198H146V201H145ZM61 199V200H60ZM70 199V201L68 200ZM101 199V200H100ZM128 199V200H127ZM135 201H134V200ZM193 200V197L191 198ZM23 200V201H22ZM28 200V201H27ZM60 200V201H59ZM130 200V201H129ZM149 200V201H147ZM55 201V202H54ZM70 202V204H68V202ZM73 201V202H72ZM105 201V203H103ZM129 201V202H128ZM143 201V202H142ZM248 203L249 204H252V206H248L246 208H249L254 211L255 215L258 216V218L260 217V214L262 215L264 212L263 211H260L258 210L259 209V206H264V198H261L259 196V194L257 195H253L252 197H250L248 200ZM10 203V206H9V203ZM10 201H7L5 202V204L1 205L0 207L3 206V213L5 215V218L3 217V220L0 221V228L3 229V227L5 226H9V223L11 222L9 217L7 218L6 214L9 210V208L11 207V203ZM22 202V204H21ZM30 204H29V203ZM126 202V204H125ZM133 202V204H132ZM146 202V203H144ZM148 202V203H147ZM7 203V204H6ZM26 203V205H25ZM63 203V204H62ZM67 203V204H66ZM79 203V204H78ZM112 203V204H110ZM142 203V204H141ZM259 205L257 206L258 208L255 207V205ZM262 203V204H261ZM51 204V205H50ZM66 204V205H65ZM131 204L133 206V209L131 208ZM194 201L190 202V206H191V209H192V213L191 214H188V216H191V221L190 223L193 225V223H197V221L199 222L200 218L202 217L201 215V210L199 208V206L195 203L194 205ZM154 205V206H153ZM161 205V206H160ZM198 206L196 208V206ZM114 206V208H113ZM140 206V207H139ZM7 209H6V208ZM24 207V208H22ZM32 207V208H31ZM40 207V208H38ZM43 207V208H42ZM71 208V209H70ZM138 208V209H137ZM179 210L178 214H174L175 210ZM199 208V209H198ZM24 209V210H23ZM32 209V210H31ZM36 209V210H35ZM38 209V210H37ZM132 209V210H130ZM142 209V210H141ZM148 209V210H147ZM158 209V210H157ZM160 209V210H159ZM162 209L164 212H162ZM256 209V211H255ZM28 210V212H27ZM30 210V212H29ZM41 210V211H40ZM88 210V212H87ZM167 210V211H166ZM170 210V211H169ZM173 210V212H171ZM187 210V211H186ZM17 211V212H18ZM38 211V212H36ZM72 211V212H71ZM77 211V212H76ZM133 211V213L131 212ZM149 211V212H148ZM200 211V212H199ZM259 211V212H258ZM18 212V213H19ZM36 212V214H35ZM68 212V213H67ZM155 212V213H154ZM160 212H162L160 214ZM171 212V213H170ZM263 212V213H262ZM26 213V214H25ZM34 213V214H33ZM46 213V214H45ZM167 213V214H166ZM31 214V215H29ZM67 214V215H66ZM163 214V215H162ZM250 214V213H249ZM248 214V215H249ZM27 215V216H26ZM66 215V216H65ZM71 215V216H70ZM136 215V216H135ZM143 215V216H142ZM253 213L250 214V216H255ZM25 216V218H23ZM50 216V217H49ZM58 216V217H57ZM61 216V217H60ZM201 216V217H200ZM27 217V218H26ZM33 217V219H32ZM64 217V218H63ZM66 217V218H65ZM129 217V216H128ZM142 217V218H141ZM262 217V216H261ZM15 218V222H16V216H14ZM42 218V219H41ZM58 218V219H57ZM60 218H62L60 220ZM73 218V219H72ZM136 218V219H134ZM170 218V219H169ZM9 219V220H8ZM35 219V220H34ZM44 219V221H43ZM51 219V220H50ZM57 219V220H56ZM66 221H65V220ZM144 219V220H143ZM172 219V220H171ZM178 222L175 223V220ZM17 220H19L17 218ZM30 222H29V221ZM39 220V221H38ZM47 220V221H46ZM57 223H56V221ZM136 220V221H135ZM14 221V220H13ZM41 221V222H40ZM49 221V222H48ZM61 221V222H60ZM64 221V222H63ZM132 221H135L132 223ZM171 221V222H170ZM33 222H35V226L36 228H33ZM137 222V223H136ZM144 222V223H143ZM156 222V223H155ZM14 223V222H13ZM11 223V224H13ZM31 223V224H30ZM51 223V224H50ZM63 223V224H62ZM72 223V226H71V230L76 228L77 227V224H74V222H70ZM132 223V224H131ZM170 223V224H169ZM172 223V224H171ZM20 224V223H19ZM38 224V225H37ZM44 224L46 226V230H43V225ZM49 224V225H48ZM130 224V225H129ZM133 224H136V225H133ZM189 225V226H184V230H183V237L181 239H187L189 240L188 236L191 237V226L192 225ZM51 225V226H50ZM62 225V227H61ZM144 225V226H143ZM151 225V226H150ZM15 226V228H13ZM12 228L15 229L16 231H18L19 227H17L16 225H14ZM32 226V227H31ZM34 226V227H35ZM60 226V227H58ZM133 228H132V227ZM136 226V227H135ZM157 226V227H156ZM160 226V227H159ZM161 226H163L161 228ZM169 226V227H168ZM4 227V228H5ZM10 227V226H9ZM17 227V229H16ZM50 227V229H49ZM73 227V228H72ZM171 227V228H170ZM57 228V230H55L54 232V229ZM59 228V229H58ZM133 230H132V229ZM136 228V229H135ZM155 228V229H154ZM160 228V229H158ZM186 228V229H185ZM146 229V230H145ZM152 229V230H151ZM169 229V230H168ZM43 230V231H42ZM145 230V232H144ZM156 230V231H155ZM35 231V232H34ZM58 231V232H57ZM149 231V232H148ZM47 232V233H46ZM54 232V234H53ZM130 232V234H129ZM154 232V233H153ZM189 232V233H188ZM31 233V234H30ZM58 234V235H57ZM140 234V235H139ZM189 234V235H188ZM60 235V236H59ZM48 236V237H47ZM65 236V237H64ZM140 236V237H139ZM58 237H61V238H58ZM63 237V239H62ZM66 238V240H65ZM128 239V240H132V239ZM139 238V239H138ZM258 238V237H257ZM122 240L123 238L122 237H117L116 238V241L118 240ZM180 239V238H179ZM183 239V240H184ZM259 239V238H258ZM63 240V241H62ZM120 240V241H121ZM182 240V241H183ZM1 241V240H0ZM30 241V242H29ZM47 241V242H46ZM65 242V243H64ZM119 242V241H118ZM155 242V243H154ZM47 243V244H46ZM64 243V244H63ZM120 243V242H119ZM140 243V244H139ZM151 243V244H150ZM153 243V244H152ZM161 243V244H159ZM164 243V244H163ZM67 244V245H65ZM136 244V245H135ZM183 244V245H182ZM181 245H179L180 248H182V246L184 248L182 249H185V250H188V247H187V244L185 241H183ZM79 245V246H78ZM145 245L148 247L146 249ZM149 245V246H148ZM152 245V246H151ZM158 246V247H156ZM70 247V248H69ZM141 249H140V248ZM187 247V249H186ZM184 250V251H185ZM180 252V250H179ZM58 253H59V256H58ZM154 253V255L152 254ZM163 253V254H162ZM35 256L36 260L32 259L31 256ZM60 255H61V258H60ZM45 256V257H44ZM3 258V259H2ZM7 258V259H6ZM5 259V260H4ZM26 259V260H25ZM28 259V260H27ZM64 259V260H63ZM153 260V261H152ZM152 261V262H151ZM25 262V263H24ZM43 262V263H42ZM61 262V263H60Z\"/></svg>",
  "mask_w": 264,
  "mask_h": 264
},
{
  "label": "bare ground",
  "instance_id": "obj_2",
  "mask_svg": "<svg viewBox=\"0 0 264 264\" xmlns=\"http://www.w3.org/2000/svg\"><path fill=\"white\" fill-rule=\"evenodd\" d=\"M20 0H14V5L13 7H10L9 9H7V11L12 14V15H18V14H24V16L26 17H29L31 18L30 22L32 21L33 18L35 17H38V16H42L43 18H45L46 21H43L45 22V24L43 23V27L45 25L50 27V29H52L54 32V35L53 37H55L54 39H52L53 41L50 40V43L52 44H55L56 41L59 43L60 42V38H61V35L64 34L65 31L69 32V33H74L75 30H73L71 27L72 26H75L72 24V21L70 20L71 17H73L74 15H71L70 16L68 15V12L70 9H72L73 7H76V6H81L83 4H85L87 2V0H29V2L31 3L29 7V4L27 3L28 7L26 8L24 5V2L20 3L19 2ZM28 1V0H27ZM91 1V0H90ZM89 1V2H90ZM210 1L212 0H104V1H100V2H96V3H93L91 6V8L88 9V11H85L83 16H85L87 19H95L98 24L97 28L98 30H104V29H114L115 27L117 26H124L126 28H129L127 27V25H139L141 24L145 19H148V18H152V17H156L158 16V14H160V11L168 14L170 17L171 16H175V15H179V20L181 21L182 20V23L183 22H186L188 21L190 18L191 22L193 21L195 24H197V21L199 18H202L205 14H207V11L209 9V3ZM218 1V0H217ZM227 1H230V0H227ZM226 1V2H227ZM232 1V2H231ZM230 2L235 4L236 6H240L239 3H238V0H231ZM255 2H264V0H254ZM3 2V1H2ZM5 2V1H4ZM3 2V3H4ZM213 2V1H212ZM211 2V3H212ZM240 2V1H239ZM222 3V2H221ZM88 4V3H87ZM86 4V5H87ZM90 4V3H89ZM217 4V3H216ZM230 4V3H229ZM232 4V5H233ZM1 5H6V2L5 4H2ZM26 5V6H27ZM230 5V6H232ZM263 5V4H261ZM228 6V5H227ZM260 6V5H259ZM4 7V6H3ZM213 8V6H211ZM245 7V6H244ZM264 7V5L262 6ZM261 7V8H262ZM243 8V7H241ZM84 9V8H83ZM91 9V10H90ZM217 9V8H216ZM238 9V8H236ZM4 10H5V7H4ZM194 10V15L191 14V11ZM2 11V10H1ZM0 11V12H1ZM75 13V11H74ZM72 13V14H74ZM81 14V12L78 10V12H76L75 14ZM209 13V12H208ZM246 13V12H244ZM243 13V14H244ZM78 14V15H79ZM163 14V13H162ZM161 14V15H162ZM211 14V13H210ZM208 15V14H207ZM206 15V16H207ZM212 15V14H211ZM216 15V13H215ZM9 15H7L8 17ZM82 16V18H83ZM164 16V15H163ZM168 16V17H169ZM173 16V17H174ZM197 18H196V17ZM217 16V15H216ZM6 15L4 14V16H0V35H3L5 37V35H9V34H6V33H13V36L16 35V37H18L20 40V42H24L26 40V37L24 35H28L29 38H31L28 32L23 31V28L21 29V26L23 27V24L24 22L22 21H17V24L15 25L14 23H10V21H8L9 19H7ZM10 17V16H9ZM66 17V18H65ZM79 17V16H78ZM89 17V18H88ZM160 17V16H159ZM157 17V19L159 18ZM167 17V16H166ZM240 17V16H239ZM248 17V16H247ZM252 17V16H251ZM17 18V17H16ZM20 18V17H19ZM81 18V17H80ZM163 18V17H162ZM172 18V17H171ZM213 18H214V15H213ZM212 18V21L215 19ZM242 18V17H241ZM246 18V17H245ZM244 18V19H245ZM13 19V18H11ZM10 19V20H11ZM22 19V18H21ZM42 19V18H41ZM84 19V18H83ZM89 19V20H90ZM93 19V20H94ZM170 19V18H169ZM174 19V18H173ZM177 19V18H176ZM209 19V18H208ZM243 19V20H244ZM254 19V18H253ZM28 20V19H27ZM82 20V19H81ZM85 20V19H84ZM92 20V21H93ZM94 20V21H95ZM149 20V19H148ZM156 20V18L154 19ZM163 20V19H162ZM165 20V18H164ZM163 20V21H164ZM168 20V19H167ZM189 20V21H190ZM241 20V21H243ZM248 19H246L247 21ZM251 20V19H250ZM83 21V20H82ZM153 22V20H151ZM160 21V20H159ZM169 21V20H168ZM196 21V22H195ZM218 21V19H217ZM222 21V20H221ZM230 21V20H229ZM234 21V20H233ZM14 22V21H13ZM19 22V23H18ZM28 22V21H27ZM173 22V21H172ZM175 22V21H174ZM190 22V23H191ZM192 22V23H193ZM236 22V21H235ZM254 22V21H253ZM92 23V22H90ZM145 23V21H144ZM148 23V22H147ZM154 23V22H153ZM157 23H159L157 21ZM156 23V24H157ZM202 23V22H201ZM215 23V21H214ZM230 23V22H229ZM244 23V22H243ZM262 23V22H261ZM260 23V24H261ZM96 24V23H95ZM94 24V25H95ZM143 24V23H142ZM155 24V23H154ZM155 24V25H156ZM174 24V23H173ZM200 24V23H199ZM198 24V25H199ZM205 24V23H204ZM203 24V25H204ZM234 24V23H233ZM254 24V23H252ZM257 24V23H256ZM15 25V26H13ZM24 25H27V24H24ZM72 25V26H71ZM77 25V24H76ZM81 25V24H80ZM83 25V24H82ZM81 25V26H82ZM86 25V23H85ZM89 25V24H88ZM144 25V24H143ZM166 25V24H165ZM172 25V23H171ZM181 25V23H180ZM228 25V24H227ZM29 26L32 28L31 31H33V29L36 28V25H30ZM157 26V25H156ZM160 28H161V24H159ZM157 26V27H159ZM173 26V25H172ZM178 26V25H177ZM186 26V25H185ZM213 26V25H212ZM221 26V25H220ZM254 26V25H252ZM25 27V26H24ZM42 27V28H43ZM134 27V26H133ZM141 27V25H140ZM143 27V26H142ZM145 27V26H144ZM143 27V28H144ZM153 27V26H151ZM150 27V28H151ZM155 27V26H154ZM153 27V28H154ZM163 27V26H162ZM196 27V26H195ZM41 28V29H42ZM47 28V27H46ZM102 28V29H101ZM136 28V27H135ZM146 28V27H145ZM165 28V27H164ZM173 28V27H172ZM184 28V26H183ZM253 28V27H252ZM26 29V28H25ZM28 31H29V28H27ZM47 32H49V30ZM123 29V30H124ZM139 29V28H138ZM162 29V28H161ZM168 29V27H167ZM170 29V28H169ZM198 29V28H197ZM95 30V29H94ZM129 30V29H128ZM132 30V29H131ZM145 30V29H144ZM181 30H184L185 31V28L184 29H181ZM227 30V28H226ZM234 30V29H233ZM238 30V29H237ZM43 31V30H41ZM96 31V30H95ZM146 31V30H145ZM155 31V29H154ZM153 31V32H154ZM160 31V30H159ZM203 31V30H202ZM206 31V30H205ZM217 31V30H216ZM231 31V30H230ZM51 32V30H50ZM78 32V31H77ZM123 32V31H122ZM147 32V31H146ZM158 32V31H157ZM163 32V31H162ZM161 32V33H162ZM165 32V31H164ZM168 32V31H167ZM182 32V31H181ZM5 33V34H3ZM10 33V36L12 37V34ZM38 33V32H37ZM40 33V32H39ZM81 33V32H80ZM99 33V32H98ZM100 33H103V32H100ZM118 33V32H117ZM120 33V32H119ZM118 33V34H119ZM127 34V31L125 32ZM125 33L123 37H125ZM148 33V32H147ZM172 33V32H170ZM190 33V32H189ZM223 33V32H222ZM34 34V33H32ZM48 34V33H47ZM77 34V33H76ZM116 34V33H115ZM140 34V33H139ZM153 36L152 37H155L154 36V33H152ZM169 34V33H168ZM186 34V33H184ZM199 34V33H198ZM201 34V33H200ZM204 34V33H203ZM215 34V33H214ZM219 34V33H218ZM30 35V36H29ZM51 35V34H50ZM112 35V34H111ZM144 35V33H143ZM148 35V34H147ZM150 35V33H149ZM165 35V34H164ZM190 35V34H189ZM222 35V34H221ZM230 35V34H229ZM236 35V34H235ZM259 35L262 36L264 35V29H261L259 31ZM258 35V36H259ZM1 37V38H4V37ZM10 36L9 38L6 37V40L7 39H10ZM122 36V35H121ZM132 37L133 35H129V37ZM142 36V35H141ZM159 36V35H158ZM161 36V35H160ZM166 36V35H165ZM192 36V35H191ZM201 36V35H200ZM239 36V35H238ZM15 38V40H17V38ZM51 37V36H50ZM71 37V35H70ZM80 37V36H79ZM123 37H120L122 39L121 41V45H120V41L117 42L120 46H121V49L118 50V53H115L114 55L111 53V55L113 56H110V59H111V63L113 65V63H120L118 64L119 66L117 67V69L121 68L120 70H128V68L131 69V67H133V70L136 71V74H138L139 72L141 71H147L148 69H152L150 68V66L152 67L154 64V66H157V70L155 71H150L151 74H149L148 72V75H150L153 79V77H155L156 79L158 78L156 76V74L158 73V67L161 62H157V60H155L156 62H150L149 59H150V55H148L147 53H144L145 49L142 48V44H145L144 42L146 41H142L143 43L141 44V40H139V38H137L135 36V38L133 39H126V38H123ZM128 37V36H127ZM143 37V36H142ZM150 37V36H149ZM163 37V36H162ZM161 37V38H162ZM167 37V36H166ZM165 37V38H166ZM188 37V36H187ZM214 37V36H212ZM217 37V36H216ZM229 37V36H228ZM227 37V38H228ZM233 37V35H232ZM13 38V39H14ZM24 38V39H22ZM49 38V37H48ZM66 38V37H65ZM68 38V37H67ZM66 38V43L68 41V39ZM116 38V37H115ZM204 38V37H203ZM221 38V37H220ZM237 38V37H236ZM120 39V40H121ZM142 39V38H141ZM167 39V38H166ZM165 39V40H166ZM181 39V38H180ZM246 39V37H245ZM4 41V39H1ZM12 41V39H10ZM31 40V39H30ZM64 40V39H63ZM71 40V38L69 39ZM76 40H79V39H76ZM86 40V38H85ZM84 40V41H85ZM116 40V39H115ZM144 40V39H143ZM152 40V39H151ZM158 40V39H157ZM161 40V39H160ZM236 40V39H235ZM4 41V43H6ZM9 41V42H11ZM28 41V40H26ZM26 41L24 43H26ZM32 41V40H31ZM48 41V40H47ZM73 41V40H72ZM118 41V40H117ZM148 41V40H147ZM153 41V40H152ZM174 42H176L175 40H173ZM172 41V42H173ZM234 41V40H233ZM17 42V41H16ZM35 42V41H34ZM64 42V41H63ZM74 42V41H73ZM77 42V41H76ZM74 42V43H76ZM81 42V41H79ZM107 42V41H106ZM154 42V41H153ZM160 42V41H158ZM171 42V43H172ZM210 42V41H209ZM257 42V41H256ZM15 43V41H14ZM23 43V44H24ZM28 43V42H27ZM78 43V42H77ZM76 43V44H77ZM116 43V44H117ZM170 43V42H169ZM179 43V42H178ZM185 43V42H184ZM196 43V42H195ZM222 43V42H221ZM229 43V42H228ZM227 43V44H228ZM16 44V43H15ZM18 44V43H17ZM21 44V43H20ZM45 44V43H44ZM43 44V45H44ZM48 44V43H46ZM71 44V42H70ZM81 44V43H80ZM153 44V43H152ZM161 44V43H160ZM182 44V43H181ZM260 44V43H259ZM3 44H1L0 46H2ZM6 46V44H4ZM19 45V44H18ZM22 45V44H21ZM261 45V44H260ZM15 46V45H14ZM35 46V45H34ZM53 46V45H52ZM63 46V45H62ZM118 46V45H116ZM145 46V45H144ZM159 46V45H158ZM169 46V45H168ZM229 46V44H228ZM257 47H255L256 49L254 50V53H253V56L252 57H247L246 58V61H245V65L248 64V66H250V69L249 70H246L247 72L243 73L245 74L244 75V80L241 81V84L238 80V82H235L236 78H234L231 82H226L224 85V89L223 91L224 92H221L219 91L220 93L218 94H212V92H210L209 88H211V86L209 87V82L208 81H214L212 83H214L215 85H221V81L222 80L221 78H216L215 79H211V80H208V81H204L200 87H201V96L199 98L197 97H194V95L192 96V99L194 102L191 103L195 108L194 110L196 109L197 110V113L195 115V117H193L191 120H190V124H193L195 125V123L202 119L204 116L202 114V112L205 113V111H207V113L209 114V116L211 117V121L208 125V129L205 130V131H193L192 133H190V135L188 136V138H186L185 136L182 135V133L179 134V137H178V140L176 141H179L178 144H174V147L172 149V158L170 159V164H171V167H172V177L176 175V170L178 171L179 169L182 171V179H181V189H182V194H180L179 196H173L172 198H170L169 200V204H171V206L173 205H177L180 204L181 206L183 205L184 206V209H187L188 210V213L186 216H184L183 220H182V223H178L175 219V223L177 222V226L175 228H171L172 229V232H173V236L170 240V242L168 243V245H166V248H165V251H164V259L162 261L161 264H260L262 260V256H264V241L263 240H260L257 238V235H255L254 233L256 232L257 234L259 235H262L264 237V220H263V216L261 218V214H260V217L258 218V216L255 215V213L253 212V214L255 216H250L251 217V220H249L246 216V213L243 212V209H245L247 207V205L245 204L244 202V199L240 193V191L243 190V186H241L240 184V179L242 177L239 176V172L244 170L245 172V175H244V179H246L247 183H249L248 185L250 186L252 184V179H256V181L259 183L257 186H258V194L261 198H264V195L262 193H264V62H260L263 58H264V47L263 46H259L258 44L256 45ZM8 47V46H6ZM10 47V46H9ZM8 47V48H9ZM17 47V46H16ZM22 47V46H21ZM25 47V46H24ZM65 47V46H63ZM99 51L104 53L105 50H107V46L106 44H100L99 46ZM148 47V46H146ZM156 47V46H155ZM160 47V46H159ZM174 47V46H173ZM191 47V46H190ZM193 47V46H192ZM220 47V46H219ZM12 48V47H11ZM10 48V49H11ZM28 48V46H27ZM46 48V47H45ZM110 48V47H108ZM118 48V47H117ZM1 49V48H0ZM43 49V48H42ZM60 49V48H59ZM67 49V47L65 48ZM64 49V50H65ZM69 49V48H68ZM115 49V48H114ZM144 49V50H143ZM150 49V48H149ZM209 49V48H208ZM5 50V49H4ZM7 50V49H6ZM14 50V49H13ZM63 50V48H62ZM187 50V49H186ZM211 50V49H210ZM8 51V50H7ZM12 51V49H11ZM11 51H8L11 52ZM43 51V50H42ZM47 51V50H46ZM113 51V49H112ZM111 51V52H112ZM115 51H117L115 49ZM215 51V50H214ZM1 52V50H0ZM4 52V51H3ZM48 52V51H47ZM54 52V51H53ZM52 52V53H53ZM59 52V51H58ZM61 52V51H60ZM63 52V51H62ZM67 52V51H65ZM186 52V51H185ZM188 52V51H187ZM210 52V51H209ZM213 52V51H212ZM232 52V51H231ZM6 53V54H8ZM41 53V52H40ZM39 53V54H40ZM114 53V52H113ZM151 53V52H150ZM207 53V52H206ZM2 54V52H1ZM105 54V53H104ZM153 54V53H152ZM151 54V55H152ZM208 54V53H207ZM54 55V54H53ZM58 55V53H57ZM99 55V54H98ZM103 55V54H102ZM107 55V54H106ZM109 55V54H108ZM205 55V54H204ZM210 55V54H209ZM2 56V55H1ZM0 56V57H1ZM100 56V55H99ZM98 56V57H99ZM171 56V55H170ZM54 57V56H53ZM177 57V56H176ZM83 58V57H82ZM85 58V57H84ZM100 58V57H99ZM103 58H106L103 57ZM2 59V58H1ZM51 59H52V56H51ZM55 59V58H54ZM152 59V58H151ZM167 59V58H166ZM172 59V58H171ZM198 59V58H197ZM43 60V59H42ZM83 60V59H82ZM97 60V59H96ZM174 60V59H173ZM199 60V59H198ZM201 60V59H200ZM2 61H5V59ZM51 61V60H49ZM99 61V59H98ZM167 61V60H165ZM169 61V60H168ZM239 61V60H238ZM253 61H259L257 63H254ZM73 62V61H72ZM71 62V64H72ZM95 62V61H94ZM102 62V61H101ZM107 62V61H106ZM105 62V63H106ZM3 63H6V62H3ZM1 61H0V133L3 134V135H9V139H5L4 136L2 135V137H0V140H3L4 143L12 145L14 143V141H16L17 143L21 140V141H25L27 138H25V136L23 137V134L19 133L21 131L20 129V123L22 124H25L26 127L28 126H31L32 125H39V123H36V122H32V121H29L27 119H22V118H16L14 115V113L16 112H21V114L24 112V113H27V110L25 108H28L29 105H34V107H39L37 106L36 104V99H37V94L34 93V91H25L23 88L25 86H23V88H19L21 86H17L16 84H19L20 82H23V83H30L31 85H34V86H37V87H40V89L42 91H57L59 92L60 94L62 92H65V90H70L72 88V84L70 83V80L74 81V79L77 77L76 75H80V78L83 80L82 82H84V80H87V79H97L96 80V85L99 89V91H103L104 89H106V85H102L103 83V80H105L108 76V72L106 69H109L110 67H107L105 66L104 68V65L101 64L102 67L100 66H90V69L85 71L83 70V73L81 74H77V72H75L73 75V72L72 74H66V76H63L60 78V81H58L55 85L49 83L47 84L46 81L45 83L47 85H40L39 81H35V79H31L29 78L27 75H23L19 73V78H16V79H20L21 81L20 82H16L15 79H13L15 82H13V80L10 79V73L8 72L9 67H6L4 64H3ZM74 63V62H73ZM85 63V61H82L80 62L79 64H77V68L78 67H81L83 66ZM93 63V62H92ZM98 63V62H97ZM104 63V62H102ZM151 63H153V65H151ZM165 63V62H164ZM172 63V62H171ZM203 64V62H201ZM205 63V62H204ZM207 63V62H206ZM75 64V63H74ZM96 64V63H95ZM99 64V63H98ZM109 64V63H108ZM107 64V65H108ZM117 64H115L117 66ZM200 64V62H199ZM114 65V67H115ZM123 65V67H122ZM163 65V64H162ZM111 66V65H110ZM204 66V65H203ZM211 66V65H210ZM247 66V65H246ZM86 67V66H85ZM89 67V66H88ZM208 67V66H207ZM33 68V67H32ZM42 68V67H41ZM66 68V67H65ZM84 68V67H83ZM113 68V66H112ZM155 68V67H154ZM168 68V67H167ZM203 67L201 66H198L197 68L194 69V72L191 74V75H188L186 76V82L188 84V86H190L191 90L193 88H195L196 84H198L197 82L199 81V77L201 76V72L200 69H202ZM213 68V67H212ZM243 68V67H242ZM31 69V68H30ZM38 69V68H37ZM111 69V68H110ZM116 69V68H115ZM163 69V68H162ZM223 69V68H222ZM246 69V68H245ZM23 70V69H21ZM27 70V69H26ZM81 70V71H82ZM133 70H131L133 72ZM160 70V69H159ZM180 70V69H179ZM210 70V69H208ZM11 71V70H10ZM30 71V70H29ZM112 71V70H110ZM116 71V70H114ZM118 71V70H117ZM165 71V70H164ZM12 72V71H11ZM120 72V71H118ZM138 72V73H137ZM163 72V71H162ZM167 72V71H165ZM173 72V71H172ZM243 72V71H242ZM9 73V74H8ZM29 73V72H28ZM68 73V72H66ZM111 73V72H110ZM128 73V72H127ZM130 73V72H129ZM135 73V72H134ZM170 73V72H169ZM180 73V72H179ZM15 74V73H14ZM18 74V72H17ZM36 74V73H35ZM42 74V73H41ZM53 74V73H52ZM58 73H56L57 75ZM62 74V72H61ZM65 74V72H64ZM113 74V73H111ZM121 74V73H119ZM118 74V76L120 77V75ZM135 74V75H136ZM176 74V72H175ZM223 74V73H222ZM232 74V72L230 73ZM242 74V73H241ZM243 74H242V78H243ZM29 75V74H28ZM33 75V74H32ZM38 75V74H37ZM36 75V76H37ZM110 75V74H109ZM114 76L116 75V77L118 78L117 74H113ZM126 75V74H125ZM147 75V74H146ZM163 75V74H162ZM166 75V73H165ZM181 75V74H180ZM39 76V75H38ZM44 76V75H43ZM47 76V75H46ZM122 76V75H121ZM129 76V75H127ZM138 76V75H137ZM136 76V77H137ZM175 76V75H174ZM222 75L220 74V77ZM12 77V76H11ZM58 77V76H57ZM56 77V78H57ZM79 77V76H78ZM162 77V76H160ZM165 77V76H164ZM171 77V76H170ZM181 77V76H180ZM13 78V77H12ZM15 78V76H14ZM41 78V77H40ZM52 78V76H51ZM55 78V79H56ZM105 78V79H104ZM109 78H111L109 76ZM108 78V79H109ZM113 78V77H112ZM132 78V77H131ZM134 78V77H133ZM140 77H138L139 79ZM166 78V77H165ZM169 78V76H168ZM202 78V77H201ZM229 78H231V76H229ZM228 78V79H229ZM241 78V79H242ZM39 79V78H38ZM77 79V78H76ZM79 79V78H78ZM79 79V80H81ZM116 79V78H114ZM141 79V78H140ZM160 79V78H159ZM174 79V78H173ZM46 80V78H45ZM49 80V79H48ZM51 80V79H50ZM59 80V77L58 79ZM78 80V81H79ZM110 80V79H109ZM108 80V81H109ZM155 80V79H154ZM162 80V78H161ZM160 80V81H161ZM180 80V79H179ZM183 80V79H182ZM226 80V79H225ZM52 81V80H51ZM54 81V80H53ZM113 81V80H111ZM124 81V80H123ZM122 81V82H123ZM133 81V80H132ZM131 81V82H132ZM150 81H151V78H150ZM153 81V80H152ZM151 81V82H152ZM163 81V80H162ZM161 81V82H162ZM220 81V83L218 84V82ZM224 82V80H222ZM42 82V81H41ZM44 82V81H43ZM81 81H79L80 83ZM110 82V81H109ZM109 82H108V85H109ZM147 82V81H146ZM150 82V83H151ZM156 82V81H155ZM179 82V81H178ZM73 83V82H72ZM95 83V82H94ZM113 83V82H112ZM136 83V82H135ZM140 83V82H139ZM148 82V84H150ZM166 83V81H165ZM201 83V82H199ZM107 84V83H106ZM128 84H130L128 82ZM137 84V83H136ZM160 84V83H159ZM177 84V83H176ZM115 84H113L114 86ZM151 85V88H154L152 85H153V82ZM214 85V86H215ZM223 85V84H222ZM223 85V86H224ZM105 86V87H103ZM117 86V85H116ZM126 86V85H125ZM129 86V85H128ZM131 86V84H130ZM133 86V85H132ZM144 86V85H143ZM167 86V85H166ZM170 86V85H169ZM213 86V87H214ZM109 87V86H108ZM111 87V86H110ZM124 87V86H123ZM145 87L146 89L150 88L146 86L145 84ZM165 87V86H164ZM182 87V86H181ZM198 87V86H197ZM217 89V86H215ZM222 87V86H221ZM36 88V87H35ZM81 88H84V87H81ZM89 88V87H87ZM86 88V89H87ZM104 88V89H103ZM144 88V87H143ZM171 87H169L170 89ZM173 88V87H172ZM223 88V87H222ZM26 89V88H25ZM28 89V88H27ZM93 89V88H92ZM97 89V90H98ZM111 89V88H110ZM120 89V88H119ZM125 89V88H124ZM132 89V88H131ZM130 89V90H131ZM145 89V88H144ZM30 90V89H28ZM32 90V89H31ZM88 90V89H87ZM90 90V89H89ZM94 90V89H93ZM121 90V89H120ZM128 90V88H127ZM129 90V93L131 92ZM136 90V89H135ZM155 90V88L153 89ZM213 90V88H212ZM83 91V90H82ZM108 91V89H106V92ZM116 91V90H115ZM123 91V90H122ZM126 91V89H125ZM141 91L140 89H138V92ZM146 91V90H145ZM162 91V90H161ZM167 91V90H166ZM165 91V92H166ZM80 92V91H79ZM87 92V91H86ZM106 92H103L106 93ZM114 92V90L112 91V93ZM136 92V91H134ZM142 92V91H141ZM155 92V91H153ZM152 91L150 92L153 93ZM177 92V91H176ZM215 92V91H213ZM218 92V91H216ZM83 93V92H82ZM85 93V91H84ZM111 93V92H110ZM149 93V91H148ZM147 91L144 92L145 96L146 94H148ZM181 93V92H180ZM56 94V93H55ZM80 94V93H79ZM108 94V93H107ZM116 94V92H115ZM117 94H120V91L119 93ZM123 94V93H122ZM124 97H120L121 99H118L116 98V101L118 99V103H117V109L120 111V112H125L127 111V109L129 108V100L130 99H133V98H129V97H132L133 95L129 96L127 95V93L124 92ZM132 94V92H131ZM154 94V93H153ZM160 94V93H159ZM166 94V93H165ZM172 94V92H171ZM175 94V93H174ZM184 94V93H183ZM187 94V93H186ZM195 94V93H194ZM82 95V94H81ZM158 95V94H156ZM54 96V95H53ZM53 96L52 98H47V96L43 99L45 102L44 103H50L52 104V106H59L58 108H62V104H64V101L66 102L65 98H62L63 96L62 95H59V97H56L57 94H56V98L53 99ZM61 96V97H60ZM104 96V95H103ZM112 96V95H111ZM120 96V95H118ZM144 96V95H143ZM144 96V97H145ZM148 96V95H147ZM154 96V95H153ZM181 96V95H180ZM50 97V96H49ZM115 97V95H113V98ZM139 97V96H138ZM176 97V96H175ZM174 97V98H175ZM104 98V97H103ZM168 98V97H167ZM186 98V97H185ZM41 99V97H40ZM112 99V98H111ZM143 99V98H142ZM153 99V97H152ZM151 99V100H152ZM171 99V98H170ZM178 99V98H177ZM38 100H39V96H38ZM82 100V98H81ZM102 100V99H101ZM104 100V99H103ZM114 100V99H112ZM141 100V99H140ZM139 100V101H140ZM165 100V99H164ZM163 100V101H164ZM182 100V99H181ZM197 100V101H196ZM42 101V100H41ZM41 101H38L41 103ZM74 101V100H73ZM148 101L150 102V99L148 97ZM148 101L143 99V110H141L142 112L145 110L146 107H148ZM153 101V100H152ZM167 101V100H166ZM180 101V100H179ZM178 101V102H179ZM183 101V100H182ZM188 101V99H187ZM186 101V102H187ZM76 102V101H75ZM84 102V100H83ZM108 102V101H107ZM115 102V101H114ZM131 102V101H130ZM172 102V101H171ZM70 103V101H69ZM73 103V102H72ZM105 103V102H104ZM112 103V102H111ZM116 103V102H115ZM140 102H137L136 104V110L134 111L135 113V117H133L134 119H130L131 120H134L132 122L133 123V127L135 126V129L139 127V123H141L140 121L143 119V116L139 115V105L138 104ZM141 103V105H142ZM176 103V102H175ZM184 103V102H183ZM209 103H210V106H209ZM43 104V103H42ZM76 104V103H75ZM95 104V103H94ZM101 104V103H100ZM100 104L98 107H100ZM103 104V102H102ZM109 104V103H108ZM151 105L153 103H150ZM182 104V103H181ZM180 104V105H181ZM40 105V104H39ZM61 105V106H60ZM92 105V104H91ZM98 105V104H97ZM106 105V104H105ZM104 105V106H105ZM114 105V104H113ZM177 105V104H175ZM179 105V104H178ZM43 105H40V107H42ZM51 106V107H52ZM88 106V105H87ZM102 106V105H101ZM107 106V105H106ZM116 106V105H115ZM131 106V105H130ZM134 105H132L133 107ZM12 107L14 109H12ZM79 107V105H78ZM93 107V106H92ZM150 107V105H149ZM148 107V108H149ZM188 107V106H187ZM55 108V107H54ZM53 108V109H54ZM108 108V107H107ZM155 108V107H154ZM48 109V108H47ZM52 109V110H53ZM93 109V108H92ZM100 109V108H99ZM98 109V110H99ZM105 109V108H104ZM111 110L113 108H110ZM116 109V108H115ZM163 109V108H162ZM167 109V108H166ZM181 109V108H180ZM183 109V108H182ZM55 110V109H54ZM81 110V109H79ZM78 110V111H79ZM101 110V109H100ZM106 110V109H105ZM104 110V111H105ZM130 110V108H129ZM165 110V109H164ZM172 110V109H171ZM195 110V111H196ZM50 111V109H49ZM71 111H75V110H71ZM94 111V110H93ZM116 111V110H115ZM149 111V109L147 110ZM167 111V110H166ZM169 111V110H168ZM167 111V112H168ZM183 111V110H182ZM194 111V112H195ZM12 112V113H11ZM29 112V111H28ZM46 112V111H45ZM48 112V111H47ZM76 112V111H75ZM81 112V111H80ZM131 112V111H130ZM129 112V113H130ZM145 112V111H144ZM37 113V112H36ZM101 113V112H100ZM128 113V112H127ZM128 113V114H129ZM148 113V112H146ZM157 113V112H156ZM99 114V113H98ZM104 114V113H103ZM101 113V115H103ZM109 114V113H108ZM118 114V112H117ZM133 114V113H131ZM137 114V115H136ZM150 114H151V111H150ZM158 114V113H157ZM18 115V114H17ZM25 116V114H23ZM27 115V114H26ZM76 115V114H75ZM79 115V112L78 114ZM127 115V114H126ZM149 115V114H147ZM153 115V114H151ZM155 115V114H154ZM205 115V114H204ZM207 115V114H206ZM18 116H21L22 115H18ZM30 116V114H29ZM28 116V117H29ZM72 116V115H71ZM82 116V115H81ZM138 116V117H136ZM140 116L142 117V119L140 120ZM144 116H145V113H144ZM162 116V115H161ZM26 117V116H25ZM34 117V116H33ZM67 117V115H66ZM97 117V116H96ZM102 117V116H101ZM123 117V116H122ZM147 117V116H146ZM27 118V117H26ZM35 118V117H34ZM72 118V117H71ZM90 118V117H89ZM88 118V119H89ZM121 118V117H120ZM149 118V117H148ZM97 119V118H96ZM76 121L78 119H75ZM119 120V119H118ZM129 120V119H128ZM130 120V121H131ZM63 121V120H62ZM71 121V120H69ZM75 121V122H76ZM92 121V123L94 122V119L93 120H90V122ZM99 121V120H98ZM97 121V122H98ZM102 121V120H101ZM107 121V120H106ZM159 121V120H158ZM15 122L17 123V127H15ZM68 122V121H67ZM72 122V121H71ZM73 123V124H76V123ZM78 122V121H77ZM144 122V121H143ZM152 122V121H151ZM150 122V123H151ZM165 122V121H164ZM87 124V122H85ZM104 123V122H103ZM103 123L99 124L97 128L101 129V128H104L106 125H104ZM147 123V122H146ZM154 123V122H153ZM169 123V122H168ZM172 123V122H171ZM22 124V125H23ZM83 124V123H82ZM114 125V123H111ZM127 124V123H126ZM128 124H132V123H128ZM125 125V126H128ZM160 124V123H159ZM19 125V126H18ZM41 125V124H40ZM68 125V124H66ZM122 125V124H121ZM56 126V125H55ZM77 126V125H76ZM108 126V125H107ZM116 126V125H115ZM141 127L142 124L140 125ZM19 127V129H18ZM22 127V126H21ZM40 127V126H39ZM59 127V126H58ZM68 127V126H67ZM71 127V126H70ZM114 127V126H113ZM122 127V126H120ZM119 127V128H120ZM132 127V129H134ZM151 127V126H149ZM159 127V126H158ZM18 131H17V129ZM30 128V127H29ZM108 128V127H107ZM110 128V127H109ZM124 128V127H123ZM155 128V127H154ZM57 129V128H56ZM111 129V128H110ZM113 129V128H112ZM116 130V128H114ZM125 129V128H124ZM123 129V130H124ZM134 129V130H135ZM142 129V128H141ZM50 130V129H49ZM55 130V129H54ZM66 130V129H65ZM64 132L62 131V133H57V132H50V135H53L52 138V141H54L55 139H62L64 140V144L62 143V145H60V150H58V154L60 151H62L66 156L64 157V159H59L60 160H63V163L62 161H60L63 165L64 163L66 165H69V153L71 151V144L70 143H77V139H76V135L73 133V130L70 129V130H67ZM79 130V129H78ZM113 130V131H115ZM126 130V129H125ZM138 130V129H137ZM149 130V129H148ZM151 130V129H150ZM29 131V130H28ZM48 131V130H47ZM121 131V130H120ZM119 131V132H120ZM139 131V130H138ZM23 129H22V133H23ZM78 132V131H77ZM76 132V133H77ZM117 132V131H116ZM116 132H114L116 134ZM123 132V131H122ZM149 132V131H147ZM152 132V131H151ZM156 132V131H155ZM30 133V132H29ZM29 133H24V134H29ZM112 133V132H111ZM110 133V134H111ZM118 133V132H117ZM130 133V132H129ZM136 133V132H135ZM157 133V132H156ZM0 134V135H1ZM39 134V133H38ZM43 134V133H42ZM119 134V133H118ZM138 134V133H137ZM146 134V133H145ZM153 134V133H152ZM5 135V136H6ZM120 135V134H119ZM118 135V136H119ZM128 135V134H127ZM135 135V134H134ZM156 135V134H155ZM30 136V134H29ZM33 136V135H32ZM38 136V135H37ZM58 138H56V137ZM110 136V135H109ZM116 136V135H115ZM123 136V135H122ZM121 136V137H122ZM157 136V135H156ZM112 137V136H111ZM126 137V135H125ZM133 134H132V138H133ZM147 137V136H146ZM8 138V137H7ZM103 138V137H102ZM107 138V137H106ZM110 138V137H109ZM120 138V137H119ZM123 138V137H122ZM127 138V137H126ZM40 139H42L40 137ZM82 139V138H81ZM80 139V140H81ZM101 139V138H100ZM115 139V137H114ZM130 139V138H129ZM135 139V138H134ZM156 139V137H155ZM18 140V141H17ZM30 140V138H29ZM32 140V139H31ZM35 140H37L35 138ZM44 140V139H43ZM93 139L91 138V141ZM99 140V139H98ZM104 140V139H103ZM106 140V139H105ZM122 140V139H121ZM146 140V139H145ZM34 141V140H33ZM51 141V140H50ZM50 141L49 144H50ZM102 141V140H101ZM118 141V140H117ZM116 141V142H117ZM133 141V140H132ZM141 141V140H140ZM26 142V141H25ZM24 142V143H25ZM32 142V141H31ZM42 142V141H41ZM46 142V140H45ZM89 142V141H88ZM106 142V141H105ZM115 142V143H116ZM122 142V141H121ZM139 142V141H138ZM147 142V141H146ZM156 142V141H155ZM2 143V142H1ZM29 142L27 141V144ZM34 143V144H33ZM32 144L35 145L36 141L33 142ZM40 143V142H39ZM44 143V142H42ZM52 143V142H51ZM55 142H53L54 144ZM80 143V142H79ZM92 143V142H91ZM88 145L85 146L86 149L84 148L83 150H87L88 153H90L91 156H96V157H99L100 160L98 158H96L97 162H94L96 160H93L92 158V163H90V167L93 169L90 170L89 169H85L83 170L81 167V170H79L78 168H75V167H69V169L67 171H69V175L71 176H74L76 177L74 179V177H72V181L73 180H76L77 179V176H78V180L77 182H79L80 180V184H79V190L78 191V202H80V205L83 206V208L86 207V205L90 202H93L95 201V199L97 198V196L99 194H101V199L104 198L106 195L105 193L103 194L102 192L106 191L105 190V187L101 186L100 183L98 184H88V178L90 177V175L92 174H88L92 171L95 170L96 171H99V173L101 171H104L106 168L104 166H107L110 165V164H105L106 160L110 158L109 161H111V165L110 167L112 166H116L118 165V163L122 162L124 166H129V175H128V180L126 179L125 182L127 183V186L129 187L128 190H130V195L134 197V192H139V191H136L135 188L132 184V180H130V175L132 176V174L134 173V170L136 172V169L137 167L136 164L133 166V163H131V160L132 162L135 160H133L132 158H134L132 156V153L130 154L129 151H128V154L126 153L127 150H128V147H127V144H126V155L123 156L121 154H119V150L114 147V151H113V154L111 153V156L109 157H106L107 159L104 160L103 159V155L105 154H101L99 153V151H102V150H98L97 146L96 147V143L92 144L91 145ZM114 143V142H113ZM124 143V142H123ZM136 143V142H135ZM143 143V142H142ZM176 143V142H175ZM181 143V144H180ZM19 144V143H18ZM21 144V143H20ZM31 144V145H32ZM38 144V143H37ZM36 144V145H37ZM125 144V143H124ZM16 145V146H15ZM14 146L17 147V144H15ZM45 145V144H44ZM43 145V146H44ZM74 144H72L73 146ZM86 145V144H85ZM116 145V144H115ZM114 145V146H115ZM119 145V143H118ZM140 145V144H139ZM185 146V152H183L184 148L183 149H180L181 146ZM23 146V145H22ZM27 146V145H26ZM30 146V144H29ZM27 146V147H29ZM39 146V145H38ZM52 146V145H51ZM55 146V145H54ZM13 145L11 146V149L14 150L15 147H13ZM21 147V145H20ZM19 147V148H20ZM25 147V145L23 146V148ZM26 147V150L29 149ZM34 147V146H33ZM46 147V146H45ZM77 147V146H76ZM145 147V146H144ZM160 147V146H159ZM17 153H19V155H17L18 157L19 156H22L24 155V151H22V149ZM40 148V147H39ZM41 148H42V144H41ZM44 148V147H43ZM56 148V146H55ZM79 148V147H78ZM81 148V146H80ZM79 148V149H80ZM105 149V147H103ZM120 148V147H119ZM133 148V147H132ZM143 148V147H142ZM2 149V148H1ZM18 149V148H17ZM37 147L34 149L36 150ZM45 149V148H44ZM77 149V148H75ZM110 149V148H109ZM113 149V148H111ZM149 149V148H148ZM170 149V148H169ZM16 150V148H15ZM32 149H30L31 151ZM48 150V149H47ZM54 150V149H53ZM98 150V151H97ZM124 150V149H123ZM122 150V151H123ZM133 150V149H132ZM140 150V149H139ZM187 150V151H186ZM28 151V150H27ZM26 151V152H27ZM29 151V152H30ZM39 151V150H38ZM37 151V152H38ZM40 151H44V150H40ZM46 151V150H45ZM57 151V150H55ZM82 151V150H80ZM107 151V150H106ZM105 151V152H106ZM109 151V150H108ZM112 151V150H111ZM121 151V149H120ZM138 151V149H137ZM143 151V150H142ZM146 151V150H145ZM157 156H164V147H160L159 150H157ZM32 152V151H31ZM34 152V151H33ZM33 152H32V155H33ZM87 152L85 154H87ZM132 152V151H130ZM139 152V151H138ZM141 152V151H140ZM28 153V152H27ZM40 153V152H39ZM57 153V152H56ZM54 152V154H56ZM78 153V151H77ZM144 153V152H142ZM187 155L188 156H191L192 158L195 157L197 158V160H201L200 162H192V166L185 169V167L187 166L186 163H185V167L184 165H181V164H176V163H179L181 160H179L180 157H182V155ZM15 154V153H14ZM29 154V153H28ZM27 154V155H28ZM37 154V153H36ZM53 154V153H52ZM71 154V153H70ZM85 154H83V156H85ZM122 154H124L122 152ZM134 154H137L134 153ZM249 154H251L252 157H249ZM61 155V154H60ZM63 155V154H62ZM88 155V154H87ZM89 156H85L86 157H90ZM110 155V153L108 154ZM140 156V154H138ZM176 155L178 156V158H176ZM184 155V156H185ZM25 156V155H24ZM30 156V154H29ZM43 156V155H42ZM64 156V155H63ZM79 156V155H78ZM77 156V157H78ZM82 156V157H83ZM107 156V155H106ZM156 156V157H157ZM184 156L182 157L184 159ZM53 157V156H52ZM55 157V156H54ZM141 157V156H140ZM143 157V156H142ZM231 157V158H241L242 161L240 160H229L228 161V158ZM20 158V157H19ZM33 158V156H32ZM36 158V157H35ZM44 158V157H43ZM75 158V157H74ZM94 158V159H95ZM154 158V157H153ZM161 158V157H160ZM186 158V156H185ZM250 158H252L253 162L252 165L249 163V160ZM24 159V158H22ZM39 159V158H38ZM46 160V157L44 158ZM53 159V158H52ZM51 159V160H52ZM78 159V158H77ZM143 159V158H142ZM162 159V158H161ZM160 159V160H161ZM178 159V161H176ZM26 160V159H25ZM28 160V159H27ZM31 160V159H30ZM107 160V161H108ZM186 160V159H184ZM194 160V159H193ZM35 161V160H34ZM53 161V160H52ZM51 161V162H52ZM78 161V160H77ZM87 161V160H86ZM91 161V160H90ZM169 161V160H168ZM167 161V162H168ZM183 161V160H182ZM181 161V162H182ZM251 161V160H250ZM38 162V161H37ZM56 162V161H54ZM73 162V161H72ZM71 162V164H72ZM137 162V161H136ZM180 162V163H181ZM185 162V161H184ZM88 163V162H87ZM86 163V164H87ZM110 163V162H108ZM120 163V164H122ZM166 163V162H165ZM38 164V163H37ZM45 164V163H44ZM51 164V163H50ZM48 164V165H50ZM54 164V163H53ZM74 164V162H73ZM80 164V163H78ZM82 164V163H81ZM119 164V165H120ZM139 164V163H138ZM141 164V163H140ZM184 164V163H182ZM56 165V164H55ZM60 165V164H59ZM75 165H76V162H75ZM164 165V164H163ZM176 165H180V167L177 169V166ZM71 166V165H69ZM83 166V164L81 165ZM140 166V165H139ZM150 166V165H149ZM169 166V165H168ZM54 167V166H53ZM58 167V165H57ZM108 167V168H110ZM161 167V166H160ZM66 168V166L64 167ZM102 168H105L102 170ZM120 168V167H119ZM124 168V167H123ZM139 168V167H138ZM153 168V167H152ZM156 168V167H155ZM185 170H184V169ZM252 168V170H251ZM101 169V170H100ZM111 169V168H110ZM145 169V167H144ZM143 169V170H144ZM157 169H159L157 167ZM120 170V169H118ZM140 170V173L139 174H142L143 170L140 168V169H137V171ZM142 170V171H141ZM160 170V169H159ZM195 170H202L203 172L200 171V173L198 172L197 174H193V176L191 177V179H189V175L191 173V171H195ZM88 171V173L86 172ZM114 171V170H113ZM116 173L118 172L117 170H115ZM153 171V170H152ZM180 171V172H181ZM16 172V171H15ZM56 172V171H54ZM66 172V171H65ZM108 172V175L111 174L109 171ZM154 172V171H153ZM156 172V171H155ZM169 172V171H168ZM179 172V171H178ZM243 172V173H244ZM253 172V175H251V173ZM58 173V172H57ZM113 173V172H112ZM145 173V172H144ZM150 174V172H148ZM152 173V172H151ZM17 174V173H16ZM45 174V173H44ZM55 174V173H54ZM63 174V173H62ZM98 174V173H97ZM124 174V173H123ZM137 174V173H136ZM146 174V173H145ZM7 175V174H6ZM20 175V174H19ZM26 175V174H25ZM43 175V174H42ZM57 175V174H55ZM101 175V174H100ZM106 176V173L104 174ZM112 175V174H111ZM138 175V174H137ZM143 175V174H142ZM141 175V176H142ZM243 175V174H242ZM41 176V175H40ZM58 176V175H57ZM56 176V177H57ZM62 176V175H60ZM94 176V175H93ZM103 176V175H102ZM101 176V177H102ZM123 177V175H121ZM136 176V175H134ZM177 176V175H176ZM67 177V176H66ZM92 177V176H91ZM104 177V176H103ZM140 177V176H139ZM153 177V176H152ZM17 178V177H16ZM15 177H9L7 176L4 180V182L0 185V206L5 204V202L7 201H10L12 200V198L15 196L14 195V190L19 188V185H18V180H16ZM22 178V177H21ZM69 178V176L67 177ZM120 178V177H119ZM2 179V178H1ZM60 179V178H59ZM98 179V178H97ZM40 180V179H39ZM70 180V179H69ZM93 179L91 178L90 181H92ZM113 180V179H112ZM116 180V179H115ZM123 180V179H122ZM121 180V181H122ZM22 181V180H21ZM41 181V180H40ZM53 181V180H52ZM65 181V180H63ZM97 181V180H95ZM99 181V180H98ZM104 181V179H103ZM102 181V182H103ZM118 181V179H117ZM116 181V182H117ZM146 181V180H145ZM144 181V182H145ZM148 181V180H147ZM146 181V182H147ZM242 181V180H241ZM252 181V182H251ZM1 182V181H0ZM38 182V180H37ZM46 182V181H45ZM60 182V181H59ZM58 182V183H59ZM67 181H65L66 183ZM109 182V181H108ZM112 182V181H110ZM119 182V181H118ZM145 182V184H146ZM172 182V181H171ZM171 182L168 184L169 186H167V188L165 190L168 189V192H171L173 189H172V185H171ZM251 182V184H250ZM20 183V182H19ZM24 183V182H23ZM22 183V184H23ZM49 183V182H48ZM62 183V182H61ZM75 183V182H74ZM93 183H95L93 181ZM134 183V182H133ZM142 183V182H140ZM140 183L138 182L137 183V187H138V184L140 185ZM173 183V182H172ZM245 183V182H244ZM255 183V182H254ZM253 183V185H254ZM25 184V183H24ZM40 184V183H39ZM41 184H46V183H41ZM53 184V183H52ZM56 184V183H55ZM68 184V183H67ZM66 184V185H67ZM71 183L69 182V185ZM103 184V183H101ZM111 184V183H110ZM27 185V184H26ZM59 185V184H58ZM106 185V184H105ZM126 185V184H125ZM149 185V184H148ZM148 185H144V189H147L145 188L146 186ZM167 185V184H166ZM179 185V184H178ZM177 185V186H178ZM256 185V184H255ZM38 188H40V185H37ZM49 186V185H48ZM55 186V185H54ZM68 186V185H67ZM73 186V185H72ZM108 186V185H107ZM106 186V188H107ZM245 186V185H244ZM46 187V186H45ZM56 187H59L56 185ZM63 187V184L62 186ZM109 187V186H108ZM124 186H121V185H118V183L116 184H111L110 188H108L111 193L110 194H114L112 196V198L109 200L110 202H112L113 204H115L116 202V199L117 197H119V195L122 193V189H123ZM140 187V186H139ZM138 187V189H139ZM180 187V186H179ZM246 187V186H245ZM254 187V186H253ZM42 188V187H41ZM64 188V187H63ZM69 188V187H68ZM141 188V187H140ZM154 188V187H153ZM158 188V187H157ZM162 188V186H161ZM165 188V186H164ZM247 188V187H246ZM246 188L244 190H246ZM22 189V188H21ZM20 189V190H21ZM37 189V187L35 188V190ZM50 189V188H49ZM59 189V188H58ZM65 189V188H64ZM127 189V188H126ZM149 189V187H148ZM172 189V190H171ZM249 189V188H248ZM256 189V188H255ZM253 189V190H255ZM33 190V187L32 189ZM30 190V191H31ZM51 190V189H50ZM73 190H75L73 188ZM135 190V191H134ZM151 190V189H150ZM154 190H157V189H154ZM243 190V191H244ZM257 190V189H256ZM16 191V190H15ZM19 191V190H18ZM29 191V190H28ZM29 191V192H30ZM39 191V190H38ZM48 191V190H47ZM55 191V190H54ZM76 191V190H75ZM126 191V190H125ZM141 191H142V188H141ZM148 191V190H147ZM247 191V190H246ZM250 191V190H248ZM22 191H20L21 193ZM27 192V190H26ZM37 192V190H36ZM43 192V191H42ZM41 192V193H42ZM64 192V191H63ZM68 192V191H67ZM72 192V191H71ZM128 192V191H127ZM144 192V190L142 191ZM146 192V190H145ZM144 192V193H145ZM152 192V190H151ZM160 192V190H159ZM158 192L157 195H160V193ZM163 192V190H162ZM165 192V191H164ZM251 192V191H250ZM19 193V192H18ZM53 193V192H52ZM59 193V192H58ZM61 193V192H60ZM66 193V192H65ZM74 193V191H73ZM77 193V192H76ZM156 193V192H155ZM180 193V192H179ZM255 193V192H254ZM261 193V194H260ZM28 194V193H27ZM63 194V193H62ZM69 194V193H68ZM176 194V193H175ZM174 194V195H175ZM245 194V193H244ZM257 194V195H258ZM17 195V194H16ZM43 195V194H41ZM129 195V193H128ZM137 196V194H135ZM141 195V194H140ZM139 195V196H140ZM162 195V194H161ZM26 196V195H25ZM53 196V195H52ZM58 196V195H57ZM61 196V195H60ZM63 196V195H62ZM61 196V197H62ZM70 196V195H69ZM99 196V197H100ZM124 196H126L124 194ZM250 196V195H249ZM255 196V195H254ZM22 197V196H21ZM68 197V196H67ZM98 197V198H99ZM138 197V196H137ZM141 197V196H140ZM193 197V200L191 199ZM16 198V196H15ZM27 198V197H26ZM76 198V197H75ZM124 198V197H122ZM128 198V197H127ZM130 198V197H129ZM18 199V197H17ZM21 199V198H20ZM24 199V198H23ZM28 199V198H27ZM67 199V198H66ZM100 199V200H101ZM105 199V198H104ZM120 199V198H119ZM125 199V198H124ZM131 199V198H130ZM136 199V197L134 198ZM133 199V200H134ZM19 200V199H18ZM17 200L14 201V202H11V207L9 208L6 214L7 218L9 217L10 219V223H9V226H4L3 229L0 228V258L1 257H7V256H11V255H14L15 253H21V252H28L29 251V248L28 246L26 245V237L29 235V224L26 223L27 221L25 220H22V218L20 216H22V214H20L21 212L18 211L19 209V204L18 203L19 201ZM61 200V199H60ZM59 200V201H60ZM70 201V199H68ZM126 200V199H125ZM125 200H119L120 202L119 205H118V208L115 210L111 209V213H108L107 214V211L109 210H106L104 211L103 208H100L99 210H96L94 211L90 216H86L85 215H82V217L80 218L81 222L78 221V224L76 223V219H73V220H70V221H66L65 219V224L63 226V230L60 231L59 233L62 234V235H66L68 238L72 239L73 237L76 239H78L80 241V246H79V251H78V255L73 252V248L69 247L70 249H68V254H65V263L63 264H130L131 261L135 260H139V261H144V259L146 258V252L147 251H150L148 250L149 248L145 245L147 251H145V249L143 250H139L136 246H134V243H132L134 241V239L136 238L137 234V230L136 232L134 233V237L133 239L130 238L133 233H131L132 235L129 237L130 239H132L131 241L127 239V235L125 233V226H126V220L128 218H130V213L129 215L127 213H123V210L126 211V209H124L125 207L128 208V205L124 207V204L123 202ZM128 200V199H127ZM138 199H136L137 201ZM246 200V199H245ZM248 200V199H247ZM23 201V200H22ZM28 201V200H27ZM130 201V200H129ZM128 201V202H129ZM135 201V200H134ZM145 201H146V198H145ZM149 201V200H147ZM194 201V204L196 203L200 210H201V218L199 220V222L197 221V223H193V225L190 223V219H191V216H188V214H191L192 212V209H191V206H190V202ZM55 202V201H54ZM68 202V201H66ZM73 202V201H72ZM139 200L137 201V205H140V203H138ZM143 202V201H142ZM9 203V202H8ZM29 203V202H28ZM105 203V201L103 202ZM110 203V204H112ZM146 203V202H144ZM148 203V202H147ZM247 203V202H246ZM7 204V203H6ZM22 204V202H21ZM30 204V203H29ZM63 204V203H62ZM67 204V203H66ZM65 204V205H66ZM68 204H70V202H68ZM79 204V203H78ZM126 204V202H125ZM133 204V202H132ZM131 204V208L133 209V206ZM142 204V203H141ZM193 204V205H194ZM248 204V203H247ZM254 204V203H253ZM262 204V203H261ZM26 205V203H25ZM51 205V204H50ZM143 205V204H142ZM140 205V206H142ZM252 205V204H251ZM251 205H248L251 207ZM255 205V204H254ZM260 205V204H259ZM257 205V206H259ZM9 206H10V203H9ZM139 206V207H140ZM154 206V205H153ZM161 206V205H160ZM176 206V207H177ZM182 206V207H183ZM196 206V205H195ZM196 206V208L198 207ZM256 205L255 207L258 208ZM143 207V206H142ZM145 207V206H144ZM143 207V208H144ZM249 207V208H250ZM253 207V206H252ZM6 208V207H5ZM8 208V207H7ZM6 208V209H7ZM24 208V207H22ZM32 208V207H31ZM40 208V207H38ZM43 208V207H42ZM114 208V206H113ZM198 208V209H199ZM3 206L0 207V221L3 220V217L5 218V215L3 213ZM71 209V208H70ZM130 209V210H132ZM138 209V208H137ZM24 210V209H23ZM32 210V209H31ZM36 210V209H35ZM38 210V209H37ZM129 209H127L126 212H128ZM142 210V209H141ZM148 210V209H147ZM158 210V209H157ZM160 210V209H159ZM173 210H175L174 214H178L179 210H176L173 208ZM173 210L171 212H173ZM186 210V211H187ZM252 210V208H251ZM260 211H264V206H259V209ZM19 213H18V212ZM41 211V210H40ZM167 211V210H166ZM170 211V210H169ZM248 211V210H247ZM256 211V209H255ZM28 212V210H27ZM30 212V210H29ZM38 212V211H36ZM35 212V214H36ZM72 212V211H71ZM77 212V211H76ZM88 212V210H87ZM110 212V210H109ZM133 213V211H131ZM149 212V211H148ZM162 212L163 209H162ZM160 212V214L162 213ZM170 212V213H171ZM200 212V211H199ZM251 212V211H250ZM259 212V211H258ZM68 213V212H67ZM155 213V212H154ZM252 213V212H251ZM250 213V214H251ZM263 213V212H262ZM26 214V213H25ZM34 214V213H33ZM46 214V213H45ZM167 214V213H166ZM248 214V212H247ZM249 214V215H250ZM20 215V216H19ZM31 215V214H29ZM67 215V214H66ZM65 215V216H66ZM163 215V214H162ZM248 215V216H249ZM264 215V213H263ZM14 216H16L19 220H17L16 218V222H15V218ZM27 216V215H26ZM71 216V215H70ZM129 216V217H128ZM133 216V215H131ZM136 216V215H135ZM143 216V215H142ZM50 217V216H49ZM58 217V216H57ZM61 217V216H60ZM25 218V216L23 217ZM27 218V217H26ZM64 218V217H63ZM66 218V217H65ZM142 218V217H141ZM8 219V220H9ZM33 219V217H32ZM42 219V218H41ZM58 219V218H57ZM56 219V220H57ZM62 218H60L61 220ZM136 219V218H134ZM170 219V218H169ZM14 220V221H13ZM35 220V219H34ZM51 220V219H50ZM55 220V221H56ZM144 220V219H143ZM172 220V219H171ZM29 221V220H28ZM39 221V220H38ZM44 221V219H43ZM47 221V220H46ZM128 221V220H127ZM136 221V220H135ZM135 221H132L135 222ZM14 222V223H13ZM30 222V221H29ZM41 222V221H40ZM49 222V221H48ZM61 222V221H60ZM64 222V221H63ZM70 222H74V224H77V227L72 229L71 230V226H72V223ZM129 222V221H128ZM171 222V221H170ZM13 223V224H11ZM20 223V224H19ZM57 223V221H56ZM131 223V224H132ZM137 223V222H136ZM144 223V222H143ZM156 223V222H155ZM31 224V223H30ZM51 224V223H50ZM63 224V223H62ZM170 224V223H169ZM172 224V223H171ZM192 225L191 226V237L188 236L189 240H184L181 239L183 237V230H184V226H189V225ZM16 225L17 227H19L18 231H16L15 229V226ZM38 225V224H37ZM43 225V230H46V226L44 224ZM49 225V224H48ZM130 225V224H129ZM133 225H136V224H133ZM13 228H12V227ZM35 226V222H33V228H36ZM51 226V225H50ZM144 226V225H143ZM151 226V225H150ZM16 227V229H17ZM32 227V226H31ZM60 227V226H58ZM62 227V225H61ZM132 227V226H131ZM136 227V226H135ZM157 227V226H156ZM160 227V226H159ZM163 226H161L162 228ZM169 227V226H168ZM190 227V226H189ZM73 228V227H72ZM133 228V227H132ZM131 228V229H132ZM50 229V227H49ZM59 229V228H58ZM136 229V228H135ZM155 229V228H154ZM160 229V228H158ZM186 229V228H185ZM42 230V231H43ZM51 230V229H50ZM55 230H57V228L54 229V232ZM133 230V229H132ZM146 230V229H145ZM144 230V232H145ZM152 230V229H151ZM169 230V229H168ZM156 231V230H155ZM35 232V231H34ZM53 232V234H54ZM58 232V231H57ZM149 232V231H148ZM47 233V232H46ZM56 233V232H55ZM154 233V232H153ZM189 233V232H188ZM31 234V233H30ZM130 234V232H129ZM58 235V234H57ZM140 235V234H139ZM189 235V234H188ZM60 236V235H59ZM48 237V236H47ZM65 237V236H64ZM117 237H122L123 239L120 241H116V238ZM140 237V236H139ZM259 237V236H258ZM58 238H61V237H58ZM180 238V239H179ZM261 238V237H260ZM63 239V237H62ZM139 239V238H138ZM263 239V238H262ZM66 240V238H65ZM186 242L187 244V247H188V250H185V249H182L184 248L182 246V248L179 247V245H181L183 243V241ZM63 241V240H62ZM30 242V241H29ZM47 242V241H46ZM65 243V242H64ZM63 243V244H64ZM155 243V242H154ZM47 244V243H46ZM140 244V243H139ZM151 244V243H150ZM153 244V243H152ZM161 244V243H159ZM164 244V243H163ZM67 245V244H65ZM136 245V244H135ZM162 245V244H161ZM183 245V244H182ZM68 246V245H67ZM149 246V245H148ZM152 246V245H151ZM158 247V246H156ZM186 247V249H187ZM140 248V247H139ZM65 247L62 245V243H53V244H50V245H47L46 249L44 247V249H41L40 247H38V253H44V252H47V258H49V261H47L46 263L44 264H58L57 263V260L54 261V256L57 255L56 252L59 251V253H63L65 251ZM141 249V248H140ZM180 250V252H179ZM185 250V251H184ZM59 253H58V256H59ZM154 255V253H152ZM31 256V255H30ZM155 256V255H154ZM45 257V256H44ZM54 257V258H53ZM2 258V259H3ZM31 258L34 260L36 257L33 255L31 256ZM60 258H61V255H60ZM7 259V258H6ZM5 260V259H4ZM26 260V259H25ZM28 260V259H27ZM36 260V259H35ZM64 260V259H63ZM30 261V260H29ZM27 262V264H34V263H30V262ZM141 261V262H142ZM153 261V260H152ZM151 261V262H152ZM25 263V262H24ZM43 263V262H42ZM61 263V262H60ZM141 264V263H140ZM144 264V263H143ZM159 264V263H157Z\"/></svg>",
  "mask_w": 264,
  "mask_h": 264
},
{
  "label": "flooded vegetation",
  "instance_id": "obj_3",
  "mask_svg": "<svg viewBox=\"0 0 264 264\" xmlns=\"http://www.w3.org/2000/svg\"><path fill=\"white\" fill-rule=\"evenodd\" d=\"M0 33H1V32H0ZM1 34H2V33H1ZM3 34H4V33H3ZM2 36H3V35H0V45L3 44L2 46H0V48H1V49H0L1 52L4 53V54H6V53H8V51H11V49H12V51L9 52V53L16 52V50H15V48H14V46H13L14 43H13V41L10 40V39H12V38L10 37V39H7V41H5V40H6V37L9 38V36H6V35H5V37L3 36L4 38H1ZM1 39H4V41H5L6 43H4V41L1 40ZM9 41H11V42H9ZM4 44H6V46H8V47L10 46V47L8 48V47H6ZM11 47H12V48H11ZM48 47H49V46H48ZM10 48H11V49H10ZM4 49H5V50H4ZM6 49H7L8 51H7ZM13 49H14V50H13ZM47 49H48V48H47ZM3 51H4V52H3ZM1 52H0V53H1ZM12 109H14V108L12 107ZM25 109H26V110L28 109L27 111H29L30 114H33L37 108L34 107V105H29L28 108H25ZM17 114H19V112H17ZM242 181H243V180H242ZM252 181H253V182H252ZM252 181H251L252 184L255 182L254 185H253V186H254L253 188H258L257 185H258L259 183L256 181V179H252ZM244 182H245V183H244ZM246 182H247V181H243V184H244V185H247ZM240 184L242 185L241 180H240ZM255 184H256V185H255ZM242 188H243V190L245 189L244 186H243ZM243 190L240 191V193H241L242 197L246 199V200L244 199L245 204H246V205H251V204L248 203L247 199H249V198L252 197L253 195L258 194V191H252V192H250V191H248V190H247V191H246V190L243 191ZM254 192H255V193H254ZM244 193H245V194H244ZM260 194H261V193H260ZM262 194L264 195V193H262ZM249 195H250V196H249ZM246 202H247L248 204H247ZM251 206H252V205H251ZM247 210H248V211H247ZM250 211H251L252 213L254 212L253 210H251V209H249V208H245V209H243V212L246 213V216H247V218L249 217V218H248L249 220H251L250 215L248 216V214L251 213ZM247 212H248V214H247ZM263 212H264V211H263ZM261 216H263V220H264V215L262 214ZM261 218H262V217H261ZM254 234L257 235V237L259 236L258 238H259L260 240H263V241H264V237H263L262 235H259V234H257L256 232H255ZM260 237H261V238H260ZM262 238H263V239H262ZM260 261H261L260 264H264V256H262V260H260Z\"/></svg>",
  "mask_w": 264,
  "mask_h": 264
}]
</instances>
